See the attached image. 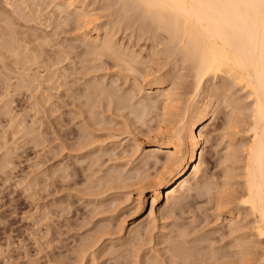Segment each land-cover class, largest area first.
<instances>
[{
    "label": "bare ground",
    "instance_id": "obj_1",
    "mask_svg": "<svg viewBox=\"0 0 264 264\" xmlns=\"http://www.w3.org/2000/svg\"><path fill=\"white\" fill-rule=\"evenodd\" d=\"M85 0H0V84L1 85H3L4 84V86H5V91H4V93H7V96H8V94L10 93V91L11 90H19V91H22V90H25V92L26 93H28L27 92V90L28 91H30V88H32V90H34V89H40L41 90V88L42 89H44V92L42 91L41 93H42V96H43V94L45 95L46 93V91H47V89H49L48 91H53V89H54V91H55V89L57 90V89H59L60 87L59 86H61V87H63L64 88V85H66V83L64 82L65 80H66V78H67V74H68V71H69V69H66V67L68 68L69 67V64H70V62L69 61H71V58L73 57V56H75V55H71V53L72 52H76V48L78 47V46H80V50L78 51V53L80 54L81 52L80 51H82L83 53H84V51H85V54H83V55H85L84 56V58L86 59L87 58V60H89V61H91L90 60V58L88 59V57H87V55H88V51H86V48H87V46L86 45H88V46H90L89 48L91 49L90 50V52H92V53H90L91 55L93 54V60H97L98 62H99V59L101 60L100 62V64L102 65L103 63L102 62H104L105 63V66H106V64H107V60L108 59H110V60H112L114 63H113V65H112V61H109L110 63H111V65L113 66V67H116V64L117 65H119V67L121 66V68L122 69H124V72H125V70H127V71H131V72H135L136 74H139V76L137 75V78H136V75H135V77H134V82H133V84H131V85H133L132 87H134L135 86V88H132L131 89V92H132V94L135 92L136 93V91H138V93L136 94L137 96H138V94H139V92L141 93V91L143 90V89H145V88H143V86L144 85H146L147 86V88L150 90L149 92H155L156 94L154 95V93H153V95L155 96V98H152V102H157V101H159L161 104H160V107H161V105H162V110L164 111H160V112H162V113H159V115L162 117V119L163 120H158V119H161V117L160 118H158V116H157V121H159V124L161 123V125H163L162 124V122L163 121H166L167 119V121L168 122H170L171 123V121H169V119H171V118H169L172 114V112H171V110H170V108L171 107H173V106H175V105H177V104H175V100H176V102L178 101V99L177 98H179V97H181L182 96V94H180V93H183L184 92V90H186L188 87V85L187 86H185L186 87V89H183L182 87H184V86H182L181 87V85L180 84H185V83H183V79L181 78V76H182V74L184 73L183 72V66L182 67H180L179 66V64L177 63L178 61H181V63L182 62H185L184 64H189L190 66H191V68H192V71H193V73H188V74H190V76L188 75H185V74H187V71H186V73L184 74L187 78H191L193 75V77H194V79L192 78V79H189V80H192V82H190L187 78H185V77H183V78H185L188 82H189V84H191V83H193V85H192V89L190 90L191 92L189 93V96L187 97V94H186V92H184L183 94L187 97V100H183V101H185V103L182 101V99H181V101L183 102V106H181L180 108L178 107V108H176L177 110V114L176 115H178V116H176L175 118L176 119H174L173 120V123H171L170 125H169V128L165 131V129H164V127H166L167 125V123L165 122L164 123V127H162L163 129H164V131H162L161 129V126H159V124H158V122H157V126H156V129H152L151 128V132H150V129H149V131H148V133L150 134V135H152V138L149 140V141H147L148 143H147V145L145 146V147H139V145H137V144H139V143H134L133 142V140H131L130 138V141H129V143L131 144V141H132V143H134L133 145H135V146H131L130 144H128L127 142H125V143H127V145H130V148L129 149H131V147L133 148V147H135V149H133L134 150V152H136L137 154H138V151H140L139 152V157L137 158V160L136 161H138L137 162V167L135 168V163H134V168L136 169V171H135V169H132L133 171H135V175L134 174H130L129 176H128V174L126 175V176H128V177H126L125 175V177L126 178H124V176H123V174H121L122 173V171L124 172V171H127V173H129L128 171L129 170H125L126 168H125V166H123L122 167V171L117 175L116 174V167H115V169L112 167L113 165H115V164H111L112 166V168L109 166V168H110V170L111 169H114V172L115 173H113V174H116L117 175V177L118 178H116V175H113V174H111V175H113L114 177H112L111 175V177L115 180V179H117V181L119 180L120 182H122V183H125V185H123V186H125L126 187V185H127V189H129V188H132L131 186H133V187H137L138 189H137V196H136V198H135V204L134 203H132V204H134L135 205V207L133 206V210H134V212H136V211H138V210H140L141 208H142V206H143V204H144V199H145V197H149L150 198V200H151V204H150V206H149V208H148V211L146 212V214L145 215H141V216H139L137 219H135L134 221H133V224L130 226V228L128 229V231H129V234H131L130 236H132V237H135V238H133V240H135V243L134 244H136L138 241H136V239L138 238L140 241V243L138 242L137 244H136V246L138 245L139 246V244H140V248L137 246V247H132L134 244H133V241L132 242H130L131 244H133V245H131V247L132 248H139V250L140 249H142V245H143V247L144 246H146V244L145 243H147L148 241L150 242V243H152L153 242V240H155V238L157 237V235H153V236H156L154 239L152 238L153 236L151 235L150 236V239H148L149 237L147 236V235H150V234H152V233H154V231L156 230V229H158V228H156V227H158V226H162V223L160 224V225H156V221H157V219L158 218H160V219H162L163 217H164V215L166 214V213H170L171 212V215H172V213H173V211L175 210V208H178L179 209V207H181V205L183 204V203H185L186 202V200L190 197V196H192L191 194H190V192L192 191V190H195V189H198V191L200 190V188L201 189H204V190H206L207 189V187H206V185L207 186H209L208 184L211 182L208 178H206V180H207V182H208V184H206V181H205V184L203 183V180H205V178L204 179H202V181L200 182L199 180H198V178H197V175H198V173L200 172L201 173V170L203 171V168H206V167H203V165H204V161H205V157L203 156L204 154H203V143L206 141V138H207V141H208V139H209V136L207 137L206 135H207V128H208V124H209V122L210 121H212L211 119L215 116V115H217V113H218V111L217 110H219V109H217V108H219L220 106H221V108L224 106V107H227V105L228 106H233V105H235L236 107H237V104H239V103H237L236 102V104L234 103L233 105L231 104V103H233V97L232 98H230V96H229V98H228V95L229 94H231L230 92H229V90H230V88H229V84H230V82L231 83H234V86L233 85H230L231 87L233 86V88H231V90L233 89L234 90V87L235 86H237V87H240V89H242L245 93H246V96L249 98V100H250V103H251V108H249L250 109V114H249V118H248V120L247 121H243V123H242V121H240L241 119H242V116L240 115H238L239 113H241V111L237 114V113H235L236 111H233V112H229L230 114H229V118L231 117V118H233V119H231L230 118V120H228L229 118L227 117H225V121H226V123H229V125L231 124V121H233V126H234V121H235V119H236V121L238 120V119H240V120H238L240 123H242L241 125H243V127H244V129H245V133H247V134H243L239 129V133L241 132L242 133V138H243V135H246L245 136V138L247 137V141H244L243 142V145H238L239 147L237 148V147H234V149H240V147L242 146L243 148L241 149L243 152H241L240 150H239V152H237V150H234L232 147L233 146H231V147H229V145H230V141H228V143H229V145H228V143L226 144V149H227V147H228V154H231V156L230 155H227V158H226V155H224V157H223V163H224V161H226V163L228 164V167L230 168L232 165L231 164H229L230 162V158L232 159L233 157L232 156H234V152L232 151V149L234 150V151H236V153L238 154V155H240V153H243V159H242V157H241V155H240V157H238V155H236V153H235V155H236V158L238 157L239 159H240V161L241 160H243V162H242V168L240 167V165H241V162H240V164H239V159L237 160V159H234L233 158V160H237V162L238 163H236V162H234L233 160H232V164H233V166H234V163L235 164H239V167L241 168V171L238 169H233V167H231L232 169H233V171H236V172H238L241 176H237L238 177V180H239V178L240 179H242V180H240V182H239V184L237 185V184H235V185H237L236 187H238V188H236L235 190V192L233 191V192H230L231 190H229V191H227V187H231L230 185H228L227 184V187L225 188L224 186H223V188H225V190L222 188V186L221 185H223L222 183H224V182H222V180H224L223 178H222V180L219 182V184H221L220 185V187H219V185L217 184V185H215L216 187H217V192H220V190H221V188L223 189V190H221L222 191V196H220L221 194H219V196H220V204H219V207L217 206L218 205V203L216 204V202L218 201V200H216V199H219V198H217L216 196H217V193H215L216 194V196H214V198L216 197V202H214L215 200L212 198V196H210L209 197V199L210 198H212V200H214L213 202L216 204V207H218V209L219 208H221L222 206H223V208H222V210L224 209V211L225 212H227L228 214H229V216L231 217V220L232 221H230L229 222V224H228V227H229V229H227V225H226V229L230 232V233H232V234H234L233 236H232V234L230 235L229 234V236H230V238H232L233 237V246H234V248L233 247H230V248H232V249H234L233 251H231V249H229V251H231V253H227V251L225 250L226 249V247L225 248H223L225 251H220V249H219V247H214L213 245H215L216 243L215 242H217V241H220L221 239H219V240H217V239H214V240H216L215 242L213 241H209L210 243L209 244H207V245H203V243H201V241L199 242V241H195L196 243H193V245H191L190 243H189V241H191V239L192 238H189V234L190 233H194L195 231H192V227H193V230L195 229V230H199V231H201L202 232V230H201V228L203 229V227L201 226V228L199 229L198 227H200L199 225H206L207 226V224H205V222H204V224H199L198 225V227L196 226L195 228H194V226H191L190 224L191 223H189V226H191V231H189V230H187V228L188 227H184V226H182V228L178 231V233H176V235H174L175 236V238L174 239H172L173 241H175V242H173L172 241V243H174V248L173 249H171V250H173V251H168L169 253H170V257H171V259H170V257L169 258H167L166 260L164 259V261H168V259L169 260H171V261H173L174 262V264H264V0H102V1H105L104 3H105V8H104V5H102L100 8H99V10H100V12L101 11H104L103 13H107L105 16H108V17H105V16H101V17H103V19L105 18H107V20L106 21H98V17H96V16H93V11H92V14H91V9H92V6H93V4H91L90 6H88V7H90V8H88L87 9V4H86V2H89V1H87L86 0V2H84ZM93 1V0H92ZM97 0H95L94 2H96ZM100 1V0H99ZM101 1V3L103 4V2ZM93 2V3H94ZM92 3V2H91ZM97 3V2H96ZM95 3V4H96ZM89 4H90V2H89ZM94 4V5H95ZM98 4V3H97ZM115 5V7L113 8L112 6H114ZM97 6V5H96ZM95 6V7H96ZM95 9V8H94ZM98 9V8H97ZM102 9H105V10H102ZM99 10H97V11H99ZM107 10V11H106ZM103 13H102V15H103ZM72 14H74L73 15V17H74V23H73V21H71L70 20V16H72ZM98 14L99 15H101V13H99L98 12ZM98 15V16H99ZM100 18V17H99ZM72 19V18H71ZM101 19V18H100ZM70 20V21H69ZM67 21H69V22H71V24L72 25H76L75 27H76V29H79L78 30V32L77 33H80L81 32V29L83 30L80 34H79V36H81L82 37V39H83V41H84V43L86 44H83V45H80L81 44V39L80 40H78V41H76V40H72L73 41V43H75V41H76V43L77 42H80L79 43V45L77 44V46L75 47V51H73V45H72V43H68V44H70V45H66V43L67 42H69V41H67L66 43H65V41L67 40V39H65V40H62L63 41V43H62V41L59 43L58 41H57V39H59V37H61L60 35H61V31H62V29H61V31H59L60 30V27H62L64 24H66V25H68L66 22ZM76 23V24H75ZM122 24V25H121ZM66 25H64V27L66 26ZM70 25V24H69ZM69 25H68V27H69ZM120 27L121 29L119 30V31H122V28L123 27H125L124 29H125V31L123 32V34H127V32H128V35H129V30H131L130 29V27L129 26H134L135 27V30L133 31V29L134 28H132V33H131V36H133V34L134 35H136V38H140V37H142V35L143 34H145V36H146V38L145 39H150V42H152L153 41V44H151L150 43V45H152V49L153 50H151V51H153L152 52V54H155V53H157V54H159V61L157 60V59H154V60H156V61H158L157 63H155L154 64V67H150V65L149 64H151V66H152V63L153 62H155L154 60H152L153 59V57L151 58V57H149V56H152V55H149L150 54V52H149V54H147V56H145L146 57V59L148 60L147 61V63H148V65L149 66H147V65H143V64H145V63H143V64H140V61H141V59H140V57H139V54L140 53H143V52H141L142 51V49L144 48H146L144 45V47H142V49L141 50H138L137 51V49H136V51L138 52V54L136 53V52H133L132 51V46H131V50H130V48L128 47V46H126V47H124L123 45L124 44H122V41H123V39L126 37V36H128V35H122V38H120V39H122L121 40V42L119 41L120 39H118V34H116L117 35V37L116 36H114L115 35V33L113 34V30H115V28L116 27ZM67 27V26H66ZM71 27V26H70ZM128 27H129V29H128ZM81 28V29H80ZM84 28H86L85 30H84ZM59 29V30H58ZM70 30V28H67V30ZM74 29V30H73ZM59 31V33L60 34H58V31ZM72 30H73V32H76L75 31V28H73V26H72ZM116 31H118V29H116ZM127 31V32H126ZM62 33H63V31H62ZM117 33V32H116ZM122 33V32H121ZM57 34L59 35V36H57ZM75 35H76V33H74ZM73 34V35H74ZM119 34H120V32H119ZM71 35V34H70ZM57 37V39H56V45H54V44H52L53 45V47L55 46V47H57V46H59L60 45V48L59 47H57V48H52V47H50L49 48V46L48 45H50V46H52L51 44H50V41H52L51 39H53L52 37ZM63 36V35H62ZM68 37H69V35H67ZM67 36H66V38H67ZM121 36V35H120ZM144 36V35H143ZM55 37V38H56ZM73 36H71L70 38H72ZM80 37V38H81ZM129 37V36H128ZM134 37V36H133ZM54 38V39H55ZM69 38V39H70ZM74 38V37H73ZM53 39V41L55 42V40ZM61 39V38H60ZM63 39V38H62ZM76 39V38H75ZM78 39V38H77ZM132 39V38H131ZM133 39H135V38H133ZM128 40H130L129 38H128ZM139 40V39H138ZM143 40V39H142ZM52 41V42H53ZM71 41V40H70ZM83 41H82V43H83ZM129 42V41H128ZM127 41H126V45H129V43H128ZM130 42H132V41H130ZM149 42V41H148ZM65 43V45H66V47L63 45ZM128 43V44H127ZM146 43V42H145ZM48 44V45H47ZM59 44V45H58ZM63 45V47H62V45ZM132 44V43H131ZM144 44V43H143ZM158 44H160V45H158ZM85 45V46H84ZM146 45H148V43L146 44ZM149 45V46H150ZM47 46V47H46ZM82 46V47H81ZM130 46V45H129ZM157 46H159L160 47V49L158 48V50L156 49V47ZM84 47H86V48H84ZM134 47V46H133ZM138 47V46H137ZM140 47H141V45H140ZM82 48H84V49H82ZM138 49H140V48H138ZM148 49H150V48H148ZM154 49L155 50H157V51H154ZM72 50V51H71ZM88 50V49H87ZM147 50V49H146ZM140 51V52H139ZM148 51V50H147ZM86 52H87V55H86ZM77 53V52H76ZM75 53V54H76ZM77 53V54H78ZM146 53H148V52H146ZM61 54H63V58H60L61 56ZM80 55H82V53L80 54ZM79 55V57H81ZM140 56H142V55H140ZM156 56V55H155ZM155 56H154V58H155ZM161 56V57H160ZM78 57V59L79 60H81L82 59V61H80V63H82L83 61H84V58L83 57H81V58H79ZM75 58V57H74ZM73 58V59H74ZM105 58V59H104ZM69 61H68V60ZM107 59V60H106ZM146 59H145V61H146ZM62 60H65L64 62H62ZM107 62H106V61ZM143 60V59H142ZM66 61H68L69 62V64H66L65 62ZM86 61V60H85ZM94 61V62H95ZM144 61V62H145ZM150 61H152V63L150 62ZM76 61L74 60V63H75ZM109 62H108V64H109ZM143 61H141V63H142ZM62 63H64L65 65H68V66H65L64 64H62ZM78 62H76V64H77ZM138 63H139V65H138ZM146 63V64H147ZM56 64H58L57 65V67H56ZM60 64H62V65H60ZM96 64L97 65H99L97 62H96ZM107 64V65H108ZM114 64H115V66H114ZM157 64V65H156ZM186 64V66L189 68V69H191L190 68V66L189 65H187ZM60 65V66H59ZM94 65V63H92V65L91 66H93ZM110 65V64H109ZM143 65V66H142ZM182 65H183V63H182ZM55 66V67H54ZM62 66V70H61V67ZM74 66V65H73ZM85 65L83 64V67H84ZM90 68H89V67ZM88 66H85L86 68L84 69V70H86L85 72L86 73H88V75L86 74V73H84L83 74V71L81 70V69H79V67L78 66H74V68L76 69V70H74V72H77V73H75V75H80V76H85L86 78H87V76L89 77V75H91V74H89V69H91V66L88 64ZM95 67H96V65H94ZM93 66V68L94 69H91V71L92 72H96L97 70L96 69H98V71H101V69L102 70H106L107 68L104 66V65H102V66H104L103 68H100V70H99V66H97L96 68ZM111 66V67H112ZM156 66V67H155ZM185 66V67H186ZM53 67V68H52ZM76 67H78V68H76ZM113 67L112 68H110V70H108L107 69V71L106 72H108V71H111V69H113ZM117 68V70L118 69H120V68ZM180 68H182V69H180ZM187 68V70H189ZM61 71H63V69H65L67 72H66V74H64L65 72V70L63 71L64 73H62V72H60V70ZM79 69V71H77ZM179 69L182 71L181 72V75H180V77H179V79H178V81L176 80V78H178L177 77V73L179 72ZM82 72H81V71ZM96 70V71H95ZM115 70H116V68H115ZM116 70V71H117ZM176 70H178L177 72H176ZM87 71H89V72H87ZM115 71V73L117 74V72ZM176 72V76H175V81H177L176 83H175V85H173V83H172V76L173 75H175L174 73ZM189 71H191V70H189ZM191 71V72H192ZM80 72L82 73V75L80 74ZM91 72V73H92ZM124 72H123V74H124ZM130 72V73H131ZM100 73V72H99ZM98 73V74H99ZM103 73V72H102ZM109 73V72H108ZM118 73H119V71H118ZM155 75H154V74ZM97 73H95L94 75H96ZM103 74H105V73H103ZM110 74H111V72H110ZM153 74V77H151L150 75H152ZM173 74V75H172ZM191 74H193V75H191ZM73 75H74V73H73ZM119 75V74H118ZM117 75V76H118ZM122 75V74H121ZM131 76L133 75L132 73L130 74ZM178 75V76H179ZM62 76L64 77V79H63V81L61 80V78H62ZM79 76V77H80ZM92 77H93V73H92V75H91ZM91 76L89 77V79L91 78ZM129 76V75H128ZM84 77V78H85ZM94 77H98V75L97 76H94ZM119 77V76H118ZM117 77V78H118ZM133 77V76H132ZM138 77L139 78H142V79H138ZM151 77V78H150ZM220 78L221 80V83L220 84H218L219 82L217 81V78ZM84 78H82V79H84ZM85 78V79H86ZM92 78L91 80H93V79H95L94 81L96 82V80L99 78ZM104 78H105V76L104 75H102L101 76V74H100V78L99 79H101V82H102V80H104ZM107 78H109V75H108V77ZM116 78V77H115ZM116 78V79H117ZM125 78H126V74H125ZM128 78V77H127ZM131 78V77H130ZM173 78H174V76H173ZM218 78V79H219ZM76 79H78V78H76ZM76 79H74L73 78V80H76ZM110 79V78H109ZM108 79V80H109ZM180 79H182V83L180 82V84H179V80ZM229 79V80H228ZM72 80V81H73ZM80 80L81 79H78V82H77V84L80 82ZM87 80V79H86ZM107 80V81H108ZM112 80V79H111ZM122 79L119 77V79L118 80H116V82L118 83L119 81H121ZM128 80V82H129V79H127ZM132 80V79H131ZM130 80V81H131ZM174 80V79H173ZM186 80H185V82H186ZM209 80H211V82L209 81ZM226 80H228L227 82H226ZM72 81H70V82H72ZM77 81V80H76ZM87 81H89V80H87ZM98 81V80H97ZM110 81V80H109ZM123 81V80H122ZM133 81V80H132ZM181 81V80H180ZM210 82V84L208 83V82ZM86 82V81H85ZM84 82V83H85ZM95 82H93V83H95ZM98 82H100V80L98 81ZM106 81L104 80V82L103 83H99V84H92V82L90 83V81L89 82H87V86H90L89 85V83L91 84V87H92V85L94 86V87H97L96 89L98 90L97 92H96V95H97V93H100L99 94V97H101L102 95H104L103 97H104V99H106V101L108 102L107 103V107L108 108H110L109 106H111V108L110 109H112V106H114L113 108L115 109V111H116V113H118L119 114V112H118V109L120 108V107H122V104H123V107H124V109H123V107L122 108H120V109H123V111L125 110V109H127V111H128V108L127 107H129V105L127 106L126 104H128V103H126V102H128L127 100V98H128V96H126L125 98V102H124V98L122 97V96H124L122 93H124V92H122L121 93V91H122V89H120V88H118V91L119 90H121L120 92H115L114 91V89H113V87H111V86H113V84H111L110 83V87L108 86V84L105 86V83ZM112 82V81H111ZM187 82V83H188ZM229 82V83H228ZM58 83V84H57ZM81 83H83V82H81ZM81 83H79V85H77V91L76 92H78V91H80L81 90V88L79 87V86H83L84 87V83L83 84H81ZM106 83H108V82H106ZM113 83V82H112ZM121 83V82H120ZM119 83V85L121 86H123V87H125L127 84H125V83H127V82H125V81H123L122 83H124V84H120ZM170 83H172V85L170 84ZM179 84L180 86H179V89L181 88L183 91L181 92L180 90L178 91L179 92V94L177 93V92H174V91H176L177 90V88H178V85H177V87H175V88H173L174 86H176V84ZM186 83V84H187ZM208 84V85H205V84ZM55 84H57L56 86H55ZM70 85H72L71 83H69ZM73 84H75V82H73ZM104 84V85H103ZM168 84H170L171 85V89L170 88H168L167 86H168ZM63 85V86H62ZM118 85V84H117ZM190 85V86H191ZM3 86V87H4ZM52 86L54 87V88H52ZM73 86V85H72ZM76 86V84L73 86V87H75ZM119 86V87H120ZM145 86V87H146ZM57 87V88H56ZM70 87V86H69ZM72 87V88H73ZM109 87V88H108ZM52 88V89H51ZM62 88V89H63ZM72 88H70V89H72ZM79 88H80V90H79ZM85 88V87H84ZM84 88H83V91H84ZM127 88V87H126ZM146 88V89H147ZM46 89V90H45ZM51 89V90H50ZM61 88L59 89V90H57V91H55V92H57V94H58V92H60V90H62ZM69 89V90H70ZM76 90V88H73V90ZM92 89V92H95V91H93V89H95V88H90L89 89V87H88V92H90L89 90H91ZM135 89V90H134ZM138 89V90H137ZM175 89V90H174ZM39 90V91H40ZM72 90V93H70L69 92V94L70 95H68V96H70L71 98L75 95L76 96V94H79V93H74V91ZM125 90H128V89H125ZM125 90H123V91H125ZM172 90H174V91H172ZM230 90V91H231ZM54 91L51 93L52 95H53V98H55V97H57V96H55L56 95V93H54ZM64 91V90H63ZM82 91V90H81ZM187 92H189L188 90H186ZM12 92V91H11ZM32 92V91H31ZM50 92H49V96H50ZM88 92H87V95H89L88 94ZM91 92V93H92ZM127 91H125V93L124 94H128V92L126 93ZM144 92V91H143ZM147 92H148V90H147ZM32 93H34V95L36 94V95H38V93H37V91L35 90V92H32ZM32 93H29V95H31ZM40 93V92H39ZM40 93V94H41ZM118 93V94H117ZM119 93H121V94H119ZM135 93L133 94V96H135ZM234 91H233V95H234ZM38 95V96H41V95ZM61 93H59L58 94V98L59 97H61V95H60ZM74 94V95H73ZM147 94V93H146ZM6 94H4V96H5ZM13 95V94H12ZM33 95V94H32ZM31 95V96H32ZM51 95V96H52ZM86 95V97H88V98H92L93 99V97H91L92 95H94V93L93 94H90V96H87ZM101 95V96H100ZM129 95V94H128ZM148 95H149V93H148ZM148 95H143V97L139 94V96H141L142 98H144V96H145V100H147L148 101ZM152 95V96H153ZM179 95H181V96H179ZM183 95V96H184ZM3 96V98L1 97V99H4V98H6V97H4ZM38 96H34V100L36 101L37 100V103L39 102V100L37 99V97ZM45 96H47V95H45ZM50 96V97H51ZM79 96H81V95H79ZM136 96V97H137ZM153 96V97H154ZM175 96H179V97H175ZM184 96V97H185ZM8 97H10V96H8ZM7 97V98H8ZM62 97H63V95H62ZM77 97H78V95H77ZM77 97H73V100H74V98H75V100H76V98ZM84 97V96H83ZM82 97V98H83ZM85 97V99H87ZM96 97H98V96H96ZM95 97V98H96ZM99 97H98V99H97V102H99L98 100H99ZM103 97H101V98H103ZM106 97V98H105ZM140 97V98H141ZM149 97H150V99L149 100H151V96L149 95ZM185 97V98H186ZM236 97V96H235ZM32 98V97H31ZM36 98V99H35ZM41 98V99H40ZM44 98H46V97H44ZM79 98V97H78ZM184 98V99H185ZM227 98V99H226ZM236 98H238V97H236ZM39 99H40V104L42 105V102L41 101H43L44 99L42 98V97H39ZM43 99V100H42ZM52 99V98H51ZM96 99L94 100H92V103H93V105H90L91 106V108L90 109H92V106H94L95 105V103H96ZM137 99V98H136ZM136 99H134V98H132V100L134 101V100H136ZM229 99V100H228ZM232 99V101H230ZM235 99V98H234ZM10 100H11V98H10ZM34 100H33V98H32V101H33V103H35L34 102ZM46 100V99H45ZM44 100V101H45ZM74 100V101H75ZM90 100L91 99H89L88 100V105L91 103L90 102ZM139 100H141V99H139ZM138 100V101H139ZM144 100V102H141V101H139V102H141V103H139V102H135V104H133L132 102V104L134 105V107H135V105L137 106V107H135V108H132V110L130 109V111L129 112H132L133 114H131V113H129V114H131V119H135L136 121H139V122H135V123H138V124H140V122H142V124H143V122L144 121H146L145 120V116H146V114L148 115L149 114V112H151L152 110L150 109V108H152V106H153V104H151L152 102H147V101H145ZM226 100H228V101H230L229 103L231 104V105H229L228 104V101L226 102ZM7 101H8V103L10 102L8 99H7ZM7 101H4V104H5V107H6V104H7ZM11 101H13V100H11ZM32 101H31V103H29V107L30 106H32V105H34L33 103H32ZM47 101H49L48 100V97H47ZM47 101H45V102H43V105L41 106V105H38L37 103V105L36 106H39V107H41V109H45L46 108V106L47 107H52V103L54 102L53 101V99H52V101H51V104L50 103H48ZM73 101V102H74ZM84 102V104L86 103V101L87 100H83ZM95 101V102H94ZM102 101V103L101 104H105L106 103V101L105 100H102V99H100V102ZM105 101V102H104ZM179 101H180V99H179ZM177 102V103H179V104H181L180 102ZM225 101V102H224ZM235 101H237V99L235 100ZM234 101V102H235ZM1 102H3V100H1ZM0 102V104L2 105L3 103H1ZM6 102V103H5ZM46 102L48 103L47 105H45V108H42V107H44V104H46ZM99 102V103H100ZM149 103V104H147V103ZM174 103V105L172 106L171 104H173ZM223 102H224V104H223ZM99 103H96V105H97V107H96V109L95 110H97V108H101V104L100 105H98ZM122 103V104H121ZM124 103H125V105L127 106V107H125L124 106ZM138 103L141 105L140 107H138ZM225 103H227V105L225 104ZM11 104H12V102H11ZM31 104V105H30ZM103 104V105H104ZM113 104V105H112ZM151 104V107L149 106ZM178 104V105H179ZM223 104V105H222ZM241 104V103H240ZM0 105V106H1ZM10 105V104H9ZM8 105V106H9ZM49 105V106H48ZM242 105V104H241ZM241 105H239V109H241ZM3 106V105H2ZM54 106H55V103H54ZM54 106L52 107L53 109V111L51 112V110L49 111V112H47L48 111V109H47V113H49V115L50 116H52V113L57 109V107L54 109ZM57 106H59V105H57ZM79 106H80V102H79ZM85 106H87V104L85 105ZM99 106V107H98ZM105 106V105H104ZM104 106H102V110H104ZM106 106H105V109H108V108H106ZM116 106H118L119 108L118 109H116L117 107ZM148 106H149V108H148ZM233 107V109L234 108H236V107ZM241 106V107H240ZM77 107V108H76ZM3 108H4V106H3ZM2 108V109H3ZM11 109H7V108H4V111H3V113L7 116V114L9 113V112H7V111H10V110H12V107H10ZM35 107H33V108H29V110H31V111H33V113L36 115L37 113H35L36 112V110L38 109L37 107V109L35 110L34 109ZM75 108L76 109H79L78 108V104H77V106H75ZM131 108V107H130ZM221 108H220V110H221ZM229 108V107H228ZM243 108V107H242ZM1 109V110H2ZM6 109V110H5ZM34 109V110H33ZM41 109H39L40 111H41ZM110 109H108L107 111H109ZM149 109V110H148ZM178 109H180V110H178ZM223 109V108H222ZM231 109V111H232V108H230ZM229 109V110H230ZM0 110V111H1ZM46 110V109H45ZM85 110H86V108H85ZM84 110V112H86V114H87V111H85ZM88 110V109H87ZM95 110H93V111H95ZM102 111L101 109H98L97 111ZM151 110V111H150ZM219 110V111H220ZM235 110V109H234ZM236 110H237V112L239 111L238 110V108H236ZM242 110V109H241ZM44 110H42L41 112H43ZM72 111V110H71ZM78 111H80V110H78ZM77 111V113L79 114V112ZM112 110H110V112H111ZM122 111V110H121ZM122 111V112H123ZM126 111V110H125ZM175 111V110H174ZM216 111H217V113H216ZM2 112V111H1ZM11 112V111H10ZM38 112V111H37ZM45 112V111H44ZM89 112H91V114H89V117H90V115H91V118L96 114V117H97V114L99 113H97L96 111L95 112H92V110H90ZM105 112V111H104ZM122 112L120 113V114H122ZM13 113V112H12ZM81 113V112H80ZM101 113V112H100ZM103 113V112H102ZM106 113V112H105ZM116 113H114L113 111H112V114L111 115H113V116H115V117H120V114L118 115H116ZM124 113V112H123ZM125 113H127V112H125ZM124 113V114H125ZM220 113V112H219ZM249 113V112H248ZM248 113H244L243 115H245L246 116V114L248 115ZM87 114V115H88ZM104 114V113H103ZM103 114H101L100 116L101 117H103L102 115ZM107 114V113H106ZM115 114V115H114ZM162 114L164 115V117L162 116ZM175 114V113H174ZM231 114H233L232 116H231ZM14 115V114H13ZM54 115V117L53 118H55V114H53ZM81 115L82 114H79V115H75L76 116V119L78 120L79 118L81 119H83V116L85 115H82V117H81ZM109 116V117H113V116ZM170 115V116H169ZM123 115H121V117H122ZM126 116V117H125ZM127 116H128V114L127 115H124L122 118H125V119H123V120H128L129 118H130V115H129V118H127ZM12 116H11V114H10V118H11ZM49 117V116H48ZM57 117V116H56ZM79 117V118H78ZM88 117V116H87ZM101 117H97V118H100V120L102 119ZM156 117V116H155ZM178 117V118H177ZM236 117H238V119L236 118ZM247 117L248 116H246V119H247ZM8 118H9V114H8ZM7 118V119H8ZM8 119V120H12L14 117H12V119ZM74 118V117H73ZM85 118H86V116H85ZM97 118H96V121H97ZM104 118H106V119H108V117H104ZM110 118V119H111ZM122 118L120 119V121L122 122ZM16 120H17V118H15ZM15 119H13L14 121H15ZM58 119V121H59V123H60V121H62V118H57ZM57 119H55V121L54 122H57L56 120ZM61 119V120H60ZM72 119V118H71ZM71 119H70V121H68L69 123L71 122ZM81 119V120H82ZM87 119H90V118H86V120L85 121H87L85 124H84V126L86 125L87 127H92L90 130H91V132L89 131V130H87L86 129V133H88V134H90L91 133V135H93L94 133L92 132V130L93 131H95V129H96V125L95 126H91L92 125V123H91V121L89 122ZM92 119H94V117L92 118ZM110 119H109V121H110ZM115 119V118H114ZM118 119V118H117ZM143 119H144V121H143ZM150 119V118H149ZM151 119H152V117H151ZM151 119H150V121H151ZM227 119V120H226ZM243 119H245L244 117H243ZM18 120H20L19 118H18ZM49 120H50V118H49ZM84 120V119H83ZM102 120H105V119H102ZM116 120V119H115ZM114 120V121H115ZM132 120V121H133ZM153 120V119H152ZM214 120V119H213ZM14 121H12V122H14ZM72 121H73V119H72ZM84 121V122H85ZM93 121H95V120H93ZM114 121L112 120V122H113V126H115V123L117 122H115L114 123ZM120 121L119 122H117V126H119V128H120V126L121 125H124V124H122V123H120ZM131 120L129 121V123L130 122H132ZM161 121V122H160ZM235 121V122H236ZM10 122V121H9ZM12 122L11 123H8L9 125H11V127H10V130H11V132L13 133L15 130L13 129V124H12ZM18 121H16V123H17ZM26 122V121H25ZM32 122H34V121H32ZM50 122H52L51 120H50ZM83 122V121H82ZM83 122V123H84ZM89 122V123H88ZM102 122H104V121H102ZM105 122H106V120H105ZM104 122V123H105ZM112 122H110V124H108V125H111V123ZM124 122V121H123ZM128 123V121H125L124 123ZM15 122H14V124H16ZM49 123V122H48ZM62 124H63V122H61ZM66 123H67V121H66ZM69 123H67V124H69ZM81 123V122H80ZM80 123H78V124H80ZM87 123H88V125H87ZM94 123V122H93ZM100 123H101V121H100ZM103 123V124H104ZM107 123H108V121H107ZM107 123H105L106 125H107ZM120 123V124H119ZM127 123L125 124L126 126H125V128H127V126L128 125H130L129 123H128V125H127ZM145 123V122H144ZM239 123V124H240ZM20 124V123H19ZM33 124V123H32ZM50 124H52V123H50ZM91 124V125H90ZM97 124V123H96ZM103 124L101 123V125L102 126H100L101 128H102V130H103V132H106L107 130H106V128L108 127V130H110L109 128H110V126H105V124H104V126H103ZM119 124V125H118ZM134 124V122L130 125V126H128V127H130L129 129H131L132 127L134 128V126H132ZM141 124V125H142ZM147 124V123H146ZM145 124V125H146ZM237 124V123H236ZM239 124H238V127L237 126H232L233 128H234V130H233V128H231L232 129V131H234V134L236 133V134H238L236 131H237V129H236V127L237 128H239V127H242L241 125L239 126ZM9 125L6 127L7 128V130H9ZM52 125H54V124H52ZM57 126H59L58 124H56ZM100 125V124H99ZM210 125H212L211 124V122H210ZM228 125V124H227ZM228 125V126H229ZM232 125V124H231ZM231 125L229 126V127H231ZM15 126H17V124L15 125ZM14 126V128H16ZM28 126V125H27ZM34 127H35V122H34V125H33ZM49 126H51V125H49ZM62 126V125H61ZM65 126V125H64ZM83 126V127H84ZM117 126H115L116 128H117ZM132 126V127H131ZM149 126V125H148ZM159 126V127H158ZM21 127V126H20ZM33 127V128H34ZM60 127V126H59ZM65 127H67V128H70V126L68 127V126H65ZM79 127V126H78ZM78 127L76 128L77 130H78V132L80 131L79 129H78ZM86 127V128H87ZM95 127V128H94ZM103 127L105 128V129H103ZM114 127V128H115ZM210 127V126H209ZM242 127V128H243ZM12 128V129H11ZM25 128V127H24ZM81 128V127H80ZM88 128V129H89ZM101 128H99V132H100V130H101ZM111 128H112V126H111ZM114 128H112L110 131H116V133L118 132L117 131V129H114ZM122 128V127H121ZM241 128V129H242ZM17 129H20L19 128V125H18V128ZM27 129V128H26ZM25 129V130H26ZM60 129H61V127H60ZM62 129H64V127L62 126ZM61 129V130H62ZM66 129V128H65ZM72 129V128H71ZM83 129H85V128H82V130ZM123 129V132H124V127L122 128ZM122 129H120L121 131H122ZM128 128L126 129V130H129ZM135 129V128H134ZM134 129H132V130H134ZM235 129H236V131H235ZM12 130H14V131H12ZM31 130H33V129H31ZM36 130V129H35ZM34 130V131H35ZM48 130H49V128H48ZM52 129H50V131H51ZM60 130V131H61ZM75 130V129H74ZM97 131H95V133L96 132H98V129H96ZM102 130H101V132H102ZM104 130H106V131H104ZM119 130V131H120ZM126 130H125V132H126ZM132 130H130V132H133ZM53 132L51 133V135L54 133V131H55V133H57V135H58V133L59 132H56L57 130H55L54 128H53V130H52ZM58 131H59V129H58ZM66 130H64V132H65ZM242 131H243V129H242ZM67 132H70V130L69 131H67ZM66 132V133H67ZM80 132H83V131H80ZM98 132V133H99ZM100 132V133H101ZM123 132H120V133H123ZM147 132V131H146ZM38 133H40L39 131H38ZM61 133V132H60ZM74 133V132H73ZM72 132L70 133V137H71V135L73 134ZM77 133V132H76ZM93 133V134H92ZM107 133V132H106ZM110 133V132H109ZM109 133H108V136H104L105 138H107V137H109L110 135H109ZM112 133V132H111ZM62 134V133H61ZM84 134H85V131H84ZM87 134V135H88ZM97 134V133H96ZM95 134V135H96ZM105 134V133H104ZM51 135H49V136H51ZM53 135H55L56 136V134H53ZM63 135V134H62ZM67 135V136H68ZM74 135V134H73ZM78 135H79V133L77 134V137H78ZM89 136V137H93V136ZM103 135V134H102ZM107 135V134H106ZM112 135V139H113V134H111ZM114 135H115V133H114ZM209 135V134H208ZM7 136V135H6ZM14 136V135H13ZM12 136V137H13ZM75 136V135H74ZM57 137V136H56ZM60 138H62L61 136H59ZM59 137H57V138H59ZM80 137V136H79ZM78 137V138H79ZM95 137V136H94ZM94 137L92 138V140L94 139ZM110 137H109V140H110ZM116 137V136H115ZM114 137V138H115ZM130 137V136H129ZM4 138V137H3ZM8 138V137H7ZM6 137L4 138V139H7ZM47 138V141H49L50 139L49 138H51V139H55V138H52V137H46ZM64 138V137H63ZM62 138V139H63ZM85 138V137H84ZM88 137L86 136V140L85 139H83V137L81 136V139L83 140V142H81V143H79L78 144V146L76 147V148H74V149H76L75 150V154H82V153H85V152H89L90 150H94L96 153H98L99 154V151L97 152L96 151V149L98 148H95L94 146V149H93V147L91 146V144L93 143L94 145H96L97 144V142L99 143V140L98 139H94V141L96 142V144H95V142H93L92 141V143H91V141L90 140H88L87 139ZM98 138V137H97ZM101 138V137H100ZM99 138V139H100ZM103 139V138H101V139H103V140H101L100 139V141H104V142H102V144H104L106 141L107 142H110V141H108V139ZM3 139V140H4ZM60 140V141H63V140ZM65 139H67V137L65 138ZM128 139V140H129ZM135 139V138H134ZM9 140V139H8ZM57 140V139H56ZM71 139H69L68 141H70ZM73 140H75V139H73L72 138V142H73ZM85 140V141H84ZM96 140H98V141H96ZM7 140H5L4 141V144H3V146H5V145H7V142H6ZM51 141H54V140H50V143H48V147H46L47 149H49L50 147H51V145L53 146V142H51ZM76 141H79V139L77 140V138H76ZM76 141H74L75 142V145H77L76 144ZM81 141V140H80ZM124 141H126V140H124ZM136 141V140H135ZM1 142H3V141H1ZM57 142H59L58 140H57ZM65 142V141H64ZM73 142V143H74ZM113 142H114V140H113ZM242 142V141H241ZM240 142V144H242ZM10 143H12V141L10 142ZM13 143H14V141H13ZM52 143V144H51ZM60 143H62V142H60ZM66 143V142H65ZM68 143V142H67ZM101 143V142H100ZM100 143L99 144H97V146L99 145V146H102V144L100 145ZM124 143V144H125ZM92 144V145H93ZM110 144H111V142H110ZM114 144V143H113ZM112 144V145H113ZM116 144V143H115ZM119 144H121L122 145V143H119ZM205 144V143H204ZM9 145V144H8ZM11 145V144H10ZM50 145V146H49ZM55 145V144H54ZM59 145V144H58ZM61 145V144H60ZM73 145V144H72ZM105 145H107L106 147H108L109 146V144H105ZM111 145V146H112ZM118 145V144H117ZM55 146H57V144L55 145ZM68 146H69V144L67 145V144H64V143H62V145H61V147L59 146V148H62V149H64V150H60L59 148H58V146H57V149H55L56 147H54V150H56V151H54V150H52V149H49L50 151H51V154H52V152H53V154H56L57 152L58 153H61L62 151L63 152H65V150H69V152H68V155H71V149L72 148H68ZM115 146V145H114ZM125 146V145H124ZM142 146V145H141ZM6 147H8V146H6ZM103 147V146H102ZM102 147H100V148H102ZM118 146H116V148H117ZM120 147V146H119ZM122 147V146H121ZM126 147H128V146H126ZM12 148V147H11ZM10 148V150H14V149H11ZM14 148V147H13ZM104 148H105V146H104ZM103 148V150H105ZM230 148V149H229ZM232 148V149H231ZM7 150H9L8 148H6ZM60 150V152H59V150ZM106 149H109V148H106ZM110 149H111V147H110ZM113 149L115 150V148L113 147ZM122 149V148H121ZM126 149V151L127 150H129V149H127V148H125V147H123V150H125ZM49 150H46V152L47 151H49ZM100 150V149H99ZM103 150H102V152H103ZM112 150V149H111ZM114 150H112V151H110L109 153L111 154V152L112 153H117L116 151L114 152ZM117 150V149H116ZM123 150H121V151H123ZM133 150H129V152H127V154H129V153H131V154H129L130 156H128L129 158L131 157V156H135L136 155V153H133V154H135V155H132V151ZM101 151V150H100ZM120 151V152H121ZM126 151L123 153V155L122 156H127L126 155ZM227 151H226V153L225 154H227ZM229 151H232L233 153H231V152H229ZM5 151H3L2 152V155L3 156H6L5 154H6V152L4 153ZM11 152V151H10ZM9 152V153H10ZM55 152V153H54ZM72 152H73V149H72ZM91 152V151H90ZM95 152H93V153H95ZM8 153V152H7ZM12 153H13V151H12ZM74 153V152H73ZM72 153V154H73ZM95 153V154H96ZM104 153H105V151H104ZM119 153V152H118ZM118 153H117V155H118ZM52 154V155H53ZM86 154H88V153H86ZM85 154V155H86ZM94 154V155H95ZM103 154V153H102ZM101 154V155H102ZM107 153H105L104 155H106ZM110 154L108 155L109 157V159H107L105 162H107V161H109V160H113V154H111L112 156H110ZM233 154V155H232ZM10 155V157L12 156L13 157V154H9ZM58 154H56V156H57ZM65 154H63L62 156H64ZM67 155V156H68ZM90 155L91 154H89V157H90ZM94 155H93V157H94ZM2 156V157H3ZM59 156H60V154H59ZM66 156V157H67ZM75 156V155H74ZM92 156V155H91ZM228 156H230V158L228 157ZM9 157V156H8ZM8 157H6V159H4L5 160V165H4V161H3V166H6L9 162H10V160H11V162H13L12 160V158L10 159V158H8ZM51 157H53V159L55 158L54 156H51ZM58 157V156H57ZM69 157V156H68ZM72 157H73V155H72ZM76 157V156H75ZM77 157H78V155H77ZM77 157L76 158H74L73 157V159L74 160H77ZM82 157V156H81ZM80 157V158H81ZM92 157V158H93ZM96 157V156H95ZM98 157H99V155H98ZM102 157V156H101ZM116 157H119V156H116V154H115V156H114V158L115 159H117ZM1 158V157H0ZM5 158V157H4ZM97 158V157H96ZM111 158V159H110ZM126 158V157H125ZM224 158H225V160H224ZM10 159V160H9ZM51 159V158H50ZM60 159H62V158H60ZM66 159V158H65ZM65 159H64V161H65ZM87 160V162H85L86 160ZM84 159V157L82 158V160H77V161H75V163L77 164V165H81L80 167V169H83L82 168V166H83V164H84V162L87 164V163H90L91 165H89V164H87V167H88V165L91 167L92 165L93 166H95L94 164H92V163H97L98 164V162H101V159L99 158V160L97 161V162H92V160H94V158L92 159V160H89V162H88V158L86 157ZM90 159V158H89ZM227 159V160H226ZM63 160V159H62ZM61 160V161H62ZM83 160H84V162H83ZM105 160V159H104ZM111 160V161H112ZM127 160V159H126ZM2 161V160H1ZM60 161V160H59ZM64 161H63V164H64ZM69 161H70V159H69ZM118 161V160H117ZM128 161H130V160H128ZM135 161V160H134ZM11 162H10V164H9V166L11 165ZM65 162H67V161H65ZM92 162V163H91ZM105 162H103L102 164H104L103 166H105V164L107 165V163H110V162H107V163H105ZM120 162V161H119ZM229 162V163H228ZM112 163V162H111ZM114 163V162H113ZM121 163V162H120ZM124 163L126 164L127 162H125L124 161ZM124 163H123V161H122V165H124ZM138 163H142L141 164V166L140 167H138V165H140V164H138ZM225 163V164H226ZM63 164H61V166H59L60 164H58V166L59 167H57L56 168V166H57V164L56 165H54V167H55V169H57L58 170V168L60 169L61 167H62V165ZM96 164V166H97V169H98V167H100V165L98 166ZM65 165V164H64ZM72 166H73V164H71ZM117 165V164H116ZM115 165V166H116ZM121 165V166H122ZM127 165H128V163H127ZM133 165V164H132ZM229 165H231V166H229ZM1 166H2V164H1ZM8 166V165H7ZM8 166V167H9ZM70 166L68 163L66 164V166H63V168H61V171H59V172H61L60 173V175H62V176H64L63 177V180H62V183L65 181V176H66V178L69 176V178H70V176H71V178H74V177H76V175H77V173H78V168L77 167H75V166ZM86 166V165H85ZM107 166V167H108ZM118 166H120V165H118ZM225 166V165H224ZM227 166V165H226ZM226 166H225V168H226ZM236 166H238V165H236ZM235 166V167H236ZM53 166L51 167L52 169L54 168ZM90 167H88V169L90 168ZM107 167H105L106 168V170H108L107 169ZM203 167V168H202ZM227 167V168H228ZM4 168V167H3ZM50 168V169H51ZM92 168V167H91ZM91 168H90V170H91ZM94 168V167H93ZM104 168V167H103ZM102 168V169H103ZM118 168H120V167H118ZM125 168V169H124ZM128 168V167H127ZM131 168H133V167H131ZM151 168V169H150ZM224 168V169H225ZM228 168V169H229ZM51 169V170H52ZM55 169H53L55 172H54V174H56L57 175V170H55ZM79 169V170H80ZM86 171H87V169H86V167L84 168ZM96 169V168H95ZM97 169H96V171L94 170L93 172H98L97 171ZM99 169H101V167L99 168ZM102 169H101V171H100V175H101V172H102V174H104L105 172H103L102 171ZM147 169H150L151 171H152V169H153V171H154V173H153V175H152V172L150 173V172H148L149 170H147ZM50 170V173H52L53 174V170L51 171ZM64 170V171H63ZM85 170H82V172L83 171H85ZM90 170H88V171H90ZM105 170V171H106ZM110 170H108V171H110ZM120 170H121V168H120ZM120 170H118V171H120ZM144 170H147V171H145L144 172ZM206 170V169H205ZM230 170V169H229ZM48 171V170H47ZM86 171H85V173H86ZM87 171V172H88ZM113 171V170H112ZM131 171V170H130ZM224 171V170H223ZM240 171V172H239ZM58 172V173H59ZM62 172L64 173V175L62 174ZM92 171H91V173H93ZM107 172V171H106ZM205 172V171H204ZM229 173V171H227V169L225 170V173ZM230 172L232 173V177H230L229 178V176H231V173H230V175H228V178L226 177V176H223V177H225V178H227V179H229V180H227V182L226 183H228L229 181H230V179L231 178H234L236 175H235V172H234V176H233V172L230 170ZM49 173V172H48ZM47 173V174H48ZM49 173V174H50ZM84 173V172H83ZM90 173V174H91ZM224 173V172H223ZM224 173V174H225ZM227 173V174H228ZM52 174H50L51 176H52ZM94 175L96 174V173H93ZM97 174H99V173H97ZM125 174H126V172H125ZM204 174V173H203ZM202 174V175H203ZM49 175V176H50ZM59 174H58V176H56L55 177V175L53 176L54 178H62V176H60ZM74 175V177H72ZM86 175V174H85ZM93 175V176H94ZM100 175H99V178H100ZM107 174H105V176H106ZM121 175L123 176V178L121 177ZM201 175V176H202ZM207 175H208V173H207ZM210 175V174H209ZM209 175H208V177H209ZM226 175V174H225ZM48 176V177H49ZM51 176L49 177V179L51 178ZM88 176H90L89 175V173H88ZM92 176V177H93ZM98 176V175H97ZM109 175H107L106 177H108ZM136 176V177H135ZM201 176H200V178H201ZM80 177V176H79ZM85 177H87V175L85 176ZM92 177H90V179H89V181H92V182H95V181H93V178ZM96 177V176H95ZM103 177V176H102ZM105 177V179L103 178V180H105V181H107L108 182V180L111 182V180L110 179H108L107 180V178ZM134 177V178H133ZM205 177V176H204ZM237 177H235L236 179H237ZM54 178H51V180L52 179H54ZM58 178V179H59ZM89 178V177H88ZM88 178H85V180H87ZM97 178V177H96ZM99 178H97V179H99ZM111 178V179H112ZM199 178V179H200ZM56 179H55V181H56ZM101 179V178H100ZM100 179L98 180V182L100 181ZM133 179H134V181H133ZM135 179H137V180H135ZM236 179L234 180V179H232V180H234L235 182H236ZM50 180V181H51ZM60 181H58V182H60L61 183V179H59ZM67 180V179H66ZM96 180V179H95ZM103 180H101L99 183L97 182H95L96 183V185L95 186H97L98 184H101V182L103 181ZM231 180V181H232ZM48 182V183H46L49 187L52 185V183L53 184H55V182ZM54 181V180H53ZM69 180H67L66 182L67 183H69L68 182ZM71 181H73V180H71ZM76 181V180H75ZM84 181V180H83ZM88 181V183L87 184H91V186L92 187H90V189L92 188H94L95 186H93V184H92V182L90 183ZM97 181V180H96ZM113 181V180H112ZM116 181V180H115ZM126 181H127V183H126ZM57 182V181H56ZM80 182V181H79ZM85 182V183H84ZM84 182H81L80 184H79V186L77 185L78 184V182H77V184H76V182H74L73 184H76L75 186H78L79 188H80V185L81 186H83L84 184H86V182L87 181H84ZM120 182H119V184H120ZM213 182H216V181H213ZM51 183V184H50ZM61 183V184H62ZM65 183V182H64ZM66 183V184H67ZM82 183H84V184H82ZM103 183V182H102ZM105 183V182H104ZM115 183H118V182H115ZM203 183V185H205L204 187H206V188H204V187H202V184ZM216 183H218V182H216ZM226 183H224V184H226ZM233 183V182H232ZM59 184V183H58ZM72 184V185H73ZM60 185V184H59ZM64 185V187H65V184H63ZM89 185H85V186H83V187H86V186H89ZM102 185V184H101ZM106 185V184H105ZM107 185H108V183H107ZM109 185H110V183H109ZM108 185V186H109ZM129 185V186H128ZM201 185V187L200 188H198L199 186ZM67 186H69V185H67ZM67 186L65 187V188H67ZM74 186V185H73ZM102 186H104V185H102ZM111 186V185H110ZM112 186H113V188H114V182H113V184H112ZM118 186V185H117ZM123 186H121V188L123 187ZM213 186H214V183H213ZM57 187V186H56ZM58 187H60V186H58ZM62 187V186H61ZM98 187H100V185L98 186ZM98 187H95V188H98ZM105 187V186H104ZM212 187V186H211ZM63 188V187H62ZM61 188V189H62ZM77 188V187H76ZM76 188L74 189L73 188V190H76ZM88 188V187H87ZM87 188H82V191H84V195H85V197L87 196V195H89L88 193L89 192H86V194H85V190H83V189H87ZM101 188V187H100ZM99 188V190L98 189H96V191L94 192V193H96V194H101V193H104V191H106L107 189H108V187L106 188V189H100ZM115 188H116V186H115ZM114 188V189H115ZM120 188V189H121ZM124 188V187H123ZM209 188V187H208ZM215 188V187H214ZM58 189V188H57ZM56 189V190H57ZM60 189V190H61ZM71 189H72V187H71ZM117 189V188H116ZM118 189H119V187H118ZM218 189H219V191H218ZM230 189V188H229ZM232 189V188H231ZM59 189L57 190V191H60ZM88 190V189H87ZM94 190V189H93ZM93 190H91V192L93 191ZM98 190V191H97ZM112 190V188L110 189V187H109V189L107 190V191H111ZM124 190H126V188L124 189ZM131 190V189H130ZM135 190H136V188H135ZM201 191V193H205L206 191ZM212 189L211 188H209V189H207V192L206 193H211L212 191H211ZM56 191V192H57ZM70 191V190H69ZM82 191L79 189L78 191H77V193H76V195L78 194L79 196H82ZM197 190H195V192H196ZM197 191V192H198ZM200 191H199V193H200ZM211 191V192H210ZM215 191V190H214ZM90 192V193H91ZM112 192V191H111ZM114 192V191H113ZM112 192V193H113ZM116 192V191H115ZM114 192V193H115ZM120 192V191H119ZM119 192H118V194H119ZM121 192H123V191H121ZM132 191H130V193H131ZM194 192V193H195ZM65 193H67L68 194V188H67V192H65ZM71 193V192H70ZM93 192L89 195L90 197L91 196H93V195H95ZM114 193H113V196H114ZM124 193H126L125 191H124ZM130 193H127V195L129 194L130 195ZM149 193V194H148ZM199 193H198V195H199ZM201 193H200V195H201ZM214 193V192H213ZM221 193V192H220ZM71 194H74V192L73 193H71ZM93 194V195H92ZM105 194H106V192H105ZM117 194V193H116ZM117 194V195H118ZM132 194V193H131ZM214 194V195H215ZM64 195V194H63ZM69 195V194H68ZM108 196H111L112 197V195H110V194H107ZM116 195V196H117ZM124 195H126V194H124ZM65 196V195H64ZM67 196V195H66ZM72 196V195H71ZM97 195H95V198L96 199H98V202L100 203V198L98 197H96ZM98 196H100V195H98ZM105 196V195H104ZM119 196V195H118ZM70 196H68V198H69ZM76 197V196H75ZM84 197V198H85ZM103 197V196H102ZM127 197V196H126ZM131 197V196H130ZM221 197H222V199H221ZM63 198V197H62ZM68 198H66V199H68ZM71 198H74V196L73 197H71ZM81 198V197H80ZM94 197L93 198H90L89 199V201L88 202H92L94 199H95ZM105 198H106V196H105ZM112 198H114V197H112ZM118 198V197H117ZM160 198L162 199V198H165V202H164V204L162 205V206H160L159 207V209H158V202H159V200H160ZM56 200H58L57 199V197L55 198ZM61 199V198H60ZM76 199H77V203H79V201H80V199H79V201H78V198L76 197ZM88 199V198H87ZM108 199V198H107ZM107 199H106V201H107ZM116 199V198H115ZM121 198H119V200H120ZM127 199H129V198H127ZM132 199V198H131ZM56 200H54L55 202H53L52 201V203H57L56 202ZM61 200H63V199H61ZM65 200V199H64ZM70 200V199H69ZM81 200H83V199H81ZM86 200V199H85ZM84 200V201H85ZM103 200H104V198H103ZM110 200H113V199H110ZM110 200H108L109 201V203H111V201ZM118 200V201H119ZM211 200V201H212ZM60 201V200H59ZM58 201V202H59ZM66 201V200H65ZM65 201H63V205H64V202ZM95 201V200H94ZM105 201V202H106ZM107 201V202H108ZM116 201H117V199H116ZM133 201V202H134ZM72 201H70V205L71 206H73V207H76V206H74L75 204H73L72 205V203H71ZM75 202V201H74ZM97 202V201H96ZM103 203H105L104 201H102ZM101 202V203H102ZM60 203H61V201H60ZM60 203H57L56 205H58V204H60ZM66 203V202H65ZM76 203V204H77ZM100 203V204H101ZM102 203V204H103ZM108 203V204H109ZM113 203L117 206V204L116 203H118V204H120V202H115V200H113L112 201V205H113ZM49 204H51V203H49ZM48 204V205H49ZM68 204V205H69ZM80 204V203H79ZM86 204H88L87 202H86ZM93 205H95V206H97L96 208H95V210L96 209H98L99 207H100V204L99 205H97V204H94V202L92 203ZM101 204V207H105L106 205L108 206V204H103L102 205ZM110 204V205H111ZM222 204V205H221ZM53 205V204H52ZM55 205V206H56ZM62 205V204H61ZM62 205V206H63ZM66 205H67V203H66ZM70 205H69V208H70ZM82 205V204H81ZM111 205V206H112ZM213 205V204H212ZM220 205H221V207H220ZM54 206V205H53ZM59 207H61L60 205H58ZM58 206H56V208H51V209H58ZM90 205H88V207H89ZM94 206V207H95ZM114 206V205H113ZM215 206V205H214ZM49 207H51L50 205H49ZM48 207V208H49ZM64 207H65V205H64ZM93 207V206H92ZM100 207V208H101ZM120 206H118L117 208L114 206V208L115 209H117L118 211H119V208ZM130 207H131V205H130ZM215 207V208H216ZM85 208L87 209V205L85 206ZM85 208H83V209H85ZM91 208V207H90ZM106 208V207H105ZM109 208V207H108ZM114 208L112 209V207L111 208H109L108 210L110 211V210H114ZM121 208V207H120ZM124 208V207H123ZM182 208H183V205H182ZM50 209V208H49ZM48 209V210H49ZM60 209H63V207H61ZM76 209V208H75ZM122 209V208H121ZM131 209V210H132ZM181 209V208H180ZM217 209V208H216ZM47 210V211H48ZM52 210V211H53ZM64 210H66V212L69 210H67V208L65 207L63 210H59L60 211V213L62 214V212H64ZM70 210H71V212H72V210H73V208L71 207L70 208ZM79 210V209H78ZM78 210H76V211H74L73 213H74V215L76 214V213H79V211ZM88 210V214H89V212H90V214L88 215L87 213H85V217H83V219H85V220H83L82 222H84V223H82V224H85V225H87V224H89V225H87V226H91L92 224L90 223V222H92L93 220H94V216H97L98 217V215H101L100 213L97 215L96 214V212L94 211V209H93V212H95V214H92L91 213V211H92V208L90 209L91 211H89V208L87 209ZM100 210V209H99ZM108 210H106V213H103V212H105V209L102 211V209L100 210L101 211V213H102V216H105V214L107 215V211ZM130 210V211H131ZM169 210V211H168ZM173 210V211H172ZM221 209H219L218 211H220ZM46 211V210H45ZM49 211H51V210H49ZM57 211V210H56ZM56 211L54 212V213H50V212H48L47 214L49 215V213L51 214V215H54V216H56V215H58V213L56 214ZM97 211V210H96ZM108 211V215H110L109 213H111V212H109ZM129 211V213H127V217H129L128 216V214H130L131 212ZM188 211V210H187ZM191 210H189V212H190ZM36 212V211H35ZM38 212V211H37ZM58 212V211H57ZM70 212V211H69ZM68 212V213H69ZM97 212H99V211H97ZM114 212V211H113ZM120 213H121V210L119 211ZM124 212V211H123ZM184 212V211H183ZM183 212H181V214L183 213ZM222 212V211H221ZM42 213V212H41ZM43 213H45V212H43ZM59 213V214H60ZM65 213V212H64ZM64 213H63V215H64ZM67 213V214H68ZM115 213H117V215H118V212H116V210H115ZM168 213V214H169ZM46 214V213H45ZM59 215V216H63V215ZM66 213H65V215L66 216H68L69 217V214L67 215ZM86 214L89 216V218L88 217H86ZM104 214V215H103ZM124 214H125V216H121V218L123 219V221H122V219L120 220V218L118 219V221L120 220L121 222H125V220H124V218L126 219L127 217H126V213L124 212ZM123 214V215H124ZM134 214V213H133ZM132 214V215H133ZM167 214V215H168ZM173 214H175V212L173 213ZM193 214H194V212H193ZM192 214V215H193ZM218 214V213H217ZM217 214H212L211 216H215V215H217ZM82 215L84 216V213H82ZM116 215V214H115ZM119 215H121V214H119ZM167 215H165V217L163 218V219H167L168 217H167ZM180 215V214H179ZM183 215V214H182ZM36 216V215H35ZM46 216V215H45ZM54 216H51V217H47V218H50L49 220H51L52 219V217H54ZM75 216H77V214L75 215ZM110 216H112V215H110ZM130 216H131V214H130ZM169 216V215H168ZM175 216V218H176V215H174ZM174 216H172L173 218H174ZM178 216V215H177ZM195 216V215H194ZM206 216H209V215H206ZM218 216V215H217ZM33 217H34V215H33ZM38 217V216H37ZM56 217H58V216H56ZM61 217H59V218H61ZM109 217V216H108ZM117 217V216H116ZM167 217V218H166ZM170 217V216H169ZM228 217V216H227ZM226 217V218H227ZM238 217H240V219H238ZM46 218V219H47ZM64 218V220L66 219V217H63ZM62 218V219H63ZM71 218H73L74 219V217L72 216ZM82 218V217H81ZM93 218V219H92ZM106 218V217H105ZM110 218V217H109ZM118 218V217H117ZM174 218V219H175ZM179 218V217H178ZM206 218V217H205ZM208 218V217H207ZM211 218V217H210ZM215 218H217L218 219V217H216L215 216ZM214 218V219H215ZM219 218H220V216H219ZM248 219V223L247 224H245V227H247V226H250L249 228H250V230L248 231V232H244V231H242V230H244V225L243 224H240V223H242V222H240L239 220H244V219ZM98 219V218H97ZM104 219V218H103ZM111 219L113 220V216L111 217ZM110 219V220H111ZM114 219H116V218H114ZM159 219V221H161ZM162 219V220H163ZM194 219H196V216H195V218ZM224 219V218H223ZM238 219V220H237ZM247 219H246V221H247ZM49 220H47V221H49ZM61 220V219H60ZM63 220V221H64ZM81 219H79V221H80ZM99 220H100V218H99ZM102 220V219H101ZM104 220H107V219H104ZM104 220H102V221H104ZM175 220H177V218L175 219ZM180 220V219H179ZM179 220H177V221H179ZM206 220H208V221H206ZM205 221H206V223H208V222H210V220H209V218L208 219H206ZM226 220V219H225ZM224 220V221H225ZM229 220V219H228ZM227 220V221H228ZM33 221V220H32ZM35 221H36V218H35ZM51 221H53V220H51ZM68 219H67V222H66V220L64 221V222H66L67 224H68ZM75 221V220H74ZM87 221V222H86ZM115 221V220H114ZM222 221V220H221ZM245 220H244V222L243 223H245L246 222ZM70 222V221H69ZM77 222H78V220H77ZM76 222V223H77ZM94 222H98V225H99V221L97 220H95ZM105 222V221H104ZM110 222V221H109ZM112 222V221H111ZM108 223L107 225H113L112 223ZM121 222H118V223H120L121 224ZM158 222V221H157ZM175 222V221H174ZM183 222V221H182ZM181 222V223H182ZM191 222V221H190ZM223 222V221H222ZM222 222H220L221 223V225H222ZM226 222V221H225ZM240 222V223H239ZM37 223H39V220H38V222ZM37 223H35L34 222V224H37ZM46 223H48V226H46V227H49V225L51 224H49V222H46ZM65 223V224H66ZM75 223V224H76ZM107 223V222H106ZM117 223V222H116ZM117 223V225L118 226H116L115 225V228L116 227H121L122 225L124 226L125 224L123 223L121 226H120V224H118ZM224 223V222H223ZM59 224H60V222H59ZM91 224V225H90ZM97 224V223H96ZM101 224H103V222L101 223ZM101 224L99 225L100 226V228H101ZM105 224V223H104ZM158 224V223H157ZM167 224V223H166ZM166 224H165V226H166ZM172 224L174 225L175 223H173L172 222ZM208 224H210V223H208ZM47 225V224H46ZM71 225V224H70ZM70 225H69V227H70ZM72 225H74V224H72ZM71 225V226H72ZM81 225V224H80ZM79 225V226H80ZM107 225H104V227H102L104 230H102V232H100V231H97L96 233H91L90 231L91 230H88L87 231V235H86V237L88 236V238H87V240H85V243L84 244H82V245H78L79 247H80V249H79V247H77L79 250H81L82 252H84V253H81V251H79V250H77L79 253H77V255L75 254V253H73L72 252V254H75L76 256H78V255H80L81 254V256L84 254V256L85 255H87V254H85V252L87 251H89V250H91L93 247H95V245H97V242L98 241H100V239L103 237V235H104V237H105V235L106 234H115V233H121L122 232V230H121V232L118 230V231H116L115 232V229H114V231H112V229H111V231H110V228H112L111 226H109V228H107L108 226ZM184 225H185V223H184ZM186 225H188V224H186ZM194 225V224H193ZM217 225V224H216ZM224 225V224H223ZM247 225V226H246ZM76 226H77V224H76ZM78 226V227H79ZM82 226V225H81ZM84 226V225H83ZM82 226V227H83ZM93 226H94V224L92 225V227H91V229L93 228ZM103 226V225H102ZM107 226V227H106ZM160 226V227H161ZM175 226H177V225H175ZM218 226H219V224H218ZM35 227H36V225H35ZM50 227H52V226H50ZM68 227V228H69ZM107 229H106V228ZM181 227V226H180ZM184 227V228H183ZM223 227H225V225L223 226ZM222 226H220V228H223ZM75 228V231H76V227H74ZM84 228V230H85V226L83 227ZM98 228V227H97ZM97 228H95V229H97ZM114 228V227H113ZM119 228H116V230L117 229H119ZM167 228V227H166ZM165 227H164V225H163V228H161V235L160 236H162L163 234V230L162 229H166ZM179 228V227H178ZM205 228V227H204ZM209 228V227H208ZM214 228H216V227H214ZM220 228L218 227V229H219V232L220 231H222V230H220ZM248 228V227H247ZM246 228V229H247ZM80 230H82L81 228H79ZM106 229V230H105ZM155 229V230H154ZM160 229V228H159ZM172 229V228H171ZM189 229V228H188ZM212 229V228H211ZM218 229H216V232L219 234V232L217 231ZM224 229V228H223ZM47 230H50V228L49 229H47ZM72 230V229H71ZM97 230H99V229H97ZM153 230V231H152ZM169 230V229H168ZM196 231V232H198L199 233V231ZM204 230V229H203ZM207 230V229H206ZM214 230V229H213ZM212 230V231H213ZM225 230V229H224ZM223 230V231H224ZM50 231H52V230H50ZM65 231V230H64ZM66 231H68V230H66ZM79 230H77V232H78ZM159 231V230H158ZM165 231V230H164ZM207 231H209V230H207ZM215 231V230H214ZM213 231V232H214ZM227 231V233H229ZM246 231V230H245ZM47 232V231H46ZM49 232V231H48ZM60 232H62V231H60ZM83 232V231H82ZM82 232H80L82 235H84V234H86L85 232L84 233H82ZM88 232L89 233H91V234H93V236H89L90 234H88ZM92 232H93V230H92ZM95 232V231H94ZM99 232V233H98ZM114 232V233H113ZM127 232V231H126ZM168 232V231H167ZM204 232V231H203ZM202 232V233H203ZM211 234H212V232L211 231H209ZM208 232V233H209ZM215 232V233H216ZM50 233V232H49ZM159 233V232H158ZM165 233V232H164ZM171 233H172V235H173V232L171 231ZM205 233V232H204ZM203 233V234H204ZM207 233V234H208ZM209 233V234H210ZM215 233H213V234H215ZM225 233H226V230H225ZM56 234V233H55ZM63 234H64V232H63ZM78 234V233H77ZM80 234V235H81ZM110 234V236L112 237V235ZM157 234V233H156ZM168 234H170V232L168 233ZM167 234V235H168ZM195 234V233H194ZM212 234V235H213ZM221 234V233H220ZM220 234L218 235L219 237H220ZM49 235V234H48ZM59 235V234H58ZM58 235H56V236H54L55 238L58 236ZM61 235V234H60ZM60 235L58 236L59 238H60ZM71 235V234H70ZM141 235H143V236H141ZM148 237L147 239H148V241L146 240V239H144V237L146 238V236ZM171 235V234H170ZM193 234H191V236H192ZM217 235V234H216ZM216 235H214L215 237H218V236H216ZM223 235V237H224V233L222 234ZM221 235V236H222ZM226 235V234H225ZM228 235V234H227ZM225 236L226 238L227 237H229V236ZM62 236V235H61ZM109 236V237H110ZM117 236V235H116ZM127 236H128V234H127ZM159 236V235H158ZM165 236H166V234H165ZM190 236V237H191ZM194 236V235H193ZM197 236V235H196ZM232 236V237H231ZM78 237H80L79 235H78ZM82 237V236H81ZM86 237H85V239H86ZM110 237V238H111ZM132 237L130 238V239H132ZM142 237V239H140ZM164 237V236H163ZM162 237V238H163ZM167 237H169V236H167ZM200 237H201V234H200ZM206 237V236H205ZM218 237V238H219ZM49 238V237H48ZM51 238H52V236H51ZM72 238H73V236H72ZM77 238V237H76ZM110 238H109V241H110ZM118 238V237H117ZM151 238H152V241H150L151 240ZM158 239V243H162V240H161V242H160V239H161V237H160V239H159V237H157ZM166 238V237H165ZM171 238H173V236H171ZM194 238V237H193ZM209 238V237H208ZM211 238V237H210ZM226 238H222V240L224 239H226ZM50 239V238H49ZM57 240H58V238H56ZM55 239V240H56ZM61 239V238H60ZM63 239H65V238H63ZM75 239V237L72 239V240H74ZM78 239V238H77ZM80 239V238H79ZM107 239V238H106ZM129 239V240H130ZM143 239L145 240L144 242L145 243H143ZM168 239H170V238H168ZM198 240L199 239V237L197 236V238H195V240ZM203 239H204V237H203ZM203 239H202V242H203ZM55 240H53V241H55ZM66 240V239H65ZM69 239H67V241H68ZM103 240V239H102ZM112 240H114V238L112 239ZM111 240V241H112ZM115 240H116V238H115ZM118 240H119V238H118ZM118 240H116V241H118ZM207 240V239H206ZM205 240V241H206ZM209 240V239H208ZM231 240V239H230ZM229 240V241H230ZM63 241V240H62ZM75 241V240H74ZM73 241V242H74ZM80 241V240H79ZM107 241V240H106ZM106 241H104V242H106ZM110 241V243H112ZM119 241H121V239L119 240ZM125 241V240H124ZM127 241V240H126ZM147 241V242H146ZM156 241V240H155ZM163 241H165V240H163ZM168 241V240H167ZM169 241H171V240H169ZM168 241V242H169ZM232 241V240H231ZM48 242H52L51 240H49ZM48 242H46V243H48ZM59 241H57V243H58ZM60 242H61V240H60ZM60 242H59V245H60ZM64 242H66V241H64ZM69 242V241H68ZM77 242H78V240H77ZM84 242V241H83ZM104 242H101V243H104ZM123 242V241H122ZM128 242V241H127ZM126 242V243H127ZM55 243V242H54ZM53 243V244H54ZM63 243V242H62ZM76 243V242H75ZM79 243V242H78ZM107 243H109L108 241H107ZM106 243V244H107ZM114 243V242H113ZM117 243V242H116ZM150 243H147V248H148V245L150 244ZM158 243H156V244H158ZM207 243V242H206ZM212 243H213V245H212ZM215 243V244H214ZM52 243H51V245H53ZM67 244H69V243H66L65 244V246L64 247H66V245ZM124 244V243H123ZM155 244V245H156ZM163 244H164V242H163ZM167 244H169V243H167ZM167 244H165V245H167ZM205 244V243H204ZM221 244V243H220ZM219 244V245H220ZM227 244V243H226ZM229 244V243H228ZM50 244H48V246H49ZM57 245V244H56ZM55 245V246H56ZM119 245V244H118ZM118 245L116 246V247H118ZM122 245V244H121ZM128 243L126 244V245H123V248L125 247H127L128 249H129V252H131L132 250V253L134 252V249H132L131 247H130V245H128ZM154 245V247L156 248L157 246H155ZM162 245V244H161ZM165 245H164V247H165ZM223 245V244H222ZM230 245H231V243H230ZM229 245V246H230ZM102 246V248H103V244L101 245ZM106 246V245H105ZM112 246V245H111ZM111 246L109 245V246H106V248H103L104 250L106 249V250H110V248H111ZM135 246V245H134ZM158 246H159V244H158ZM225 246V245H224ZM224 246H222V247H224ZM50 247V246H49ZM74 248V246H73V248H74V250L75 249H77V248ZM107 247H108V249H107ZM110 247V248H109ZM113 247H115V246H113ZM115 247V248H116ZM122 246H120V249H121V253L123 252V249L121 248ZM150 247H152V249H153V246H151L150 245ZM170 247V246H169ZM57 248H59V247H56V249ZM63 248V247H62ZM91 248V249H90ZM99 248V247H98ZM102 248H99V249H101V251H102ZM158 248V247H157ZM172 248V247H171ZM203 248H208V249H210L209 251H206L205 249V251L203 250L202 251V249ZM66 249V248H65ZM117 249V248H116ZM120 249H117V250H120ZM132 249V250H131ZM149 249V248H148ZM152 249H150V250H152ZM159 250L161 249L160 247L158 248ZM168 249H170V248H168ZM227 249H228V247H227ZM61 250V246H60V249H59V251ZM94 250V249H93ZM103 250V251H104ZM112 250V249H111ZM114 250V249H113ZM112 250V251H113ZM162 250H163V248H162ZM162 250L160 251V253L159 252H157V250H156V252L158 253V256H159V254L161 255V253H162ZM165 250V249H164ZM167 250V249H166ZM69 250H68V248H67V250L65 251V252H68ZM100 251V250H99ZM99 251L98 250H96V251H92V253H91V258H92V256L94 255L93 253H95V255H94V257H96V259L97 260H95V261H97V262H99L98 260H99V258L97 257V253H99ZM126 251V252H125ZM145 251H147L146 249H145ZM64 252V253H65ZM70 252H71V250H70ZM69 252V253H70ZM75 252V251H74ZM97 252V253H96ZM108 251H106L105 253H107ZM111 252V251H110ZM114 252H116V250H114L113 251V254H114ZM124 252H125V254H126V256L129 254L128 253V251H127V249H125L124 250ZM141 252V251H140ZM149 252V251H148ZM151 252V251H150ZM154 252V251H153ZM63 253V254H64ZM89 253V252H88ZM105 253H103V254H105ZM117 253H118V251H117ZM120 253V256L121 255H123V254H121ZM128 253V254H127ZM131 253V255H133L134 253H135V255L136 254H138V255H136V256H140V253L138 252V250H137V252H136V249H135V252L132 254ZM163 253H166V252H163ZM163 253H162V255H163ZM68 254V253H67ZM97 254V255H96ZM100 254V253H99ZM103 254H101V255H103ZM109 254V253H108ZM107 254V255H108ZM112 254V253H111ZM111 254H109V255H111ZM112 254V255H113ZM124 254V255H125ZM148 254V253H147ZM146 254V256H148ZM152 254V253H151ZM69 255V254H68ZM89 256H90V253L88 254ZM100 255V256H101ZM106 255V254H105ZM111 255V256H112ZM116 255V254H115ZM131 255H129V258L130 257H132ZM145 255V254H144ZM153 255H156V254H154L153 253ZM152 255V256H153ZM161 255V256H162ZM164 255H168V253L167 254H164ZM58 256H61V255H58ZM57 256V257H58ZM63 256V255H62ZM74 256V255H73ZM83 256V257H84ZM99 256V257H100ZM119 256V257H120ZM135 256V258H137ZM141 256H142V254H141ZM140 256V257H141ZM146 256H144V257H146ZM149 256H151V255H149ZM157 256V255H156ZM158 256H157V258H158ZM57 257L56 258H54V260H56L57 259ZM65 257V256H64ZM63 257V258H64ZM81 258L79 261L82 263V260H84V258ZM94 257L92 258V259H94ZM122 257V256H121ZM143 257V258H144ZM154 257V256H153ZM153 257H151V258H153ZM166 257H168V256H166ZM165 257V258H166ZM61 257H58V259L57 260H59ZM67 258H69L68 256H67ZM71 258V257H70ZM76 258V257H75ZM80 258V257H79ZM78 258V259H79ZM108 258V257H107ZM113 258H115L114 256H113ZM118 258V257H117ZM116 258V259H117ZM129 258H126V260L127 259H129ZM133 259H134V256L132 257ZM131 258V259H132ZM143 258H142V262L145 264V261H143ZM150 258V259H151ZM155 258V257H154ZM157 258H155V260L157 261V263H158V260L159 259H157ZM159 258H161V257H159ZM73 259V258H72ZM92 259H90V260H92ZM105 259V258H104ZM109 259H110V257H109ZM120 259H122V258H120ZM119 259V260H120ZM57 260H56V262H57ZM77 260V259H76ZM75 260V261H76ZM88 261V256H87V258L85 257V260L84 261ZM89 260V261H90ZM115 260V259H114ZM130 260V259H129ZM147 260H148V258H147ZM154 259H152V261H153ZM163 260V259H162ZM62 262H63V260H61ZM72 260H70V262H71ZM78 261V260H77ZM94 260H92V261H90L91 263L93 262H95ZM107 261V260H106ZM124 261V257H123V259H122V264H127L128 262V260L126 261L127 263H125V261ZM131 261V260H130ZM134 261H135V259H134ZM131 261V262H133V264L135 263V264H137V261ZM138 261H139V258H138ZM140 261H141V258H140ZM150 261V260H149ZM148 261V262H149ZM151 261V262H152ZM160 261V260H159ZM55 262V263H56ZM67 262H69V261H67ZM79 262V263H80ZM105 262V261H104ZM112 262V261H111ZM114 262V261H113ZM131 262H129L130 264H131ZM141 262V263H142ZM151 262H149V264L151 263ZM160 262H162V261H160ZM169 262V261H168ZM173 262H171V263H173ZM58 263H59V261H58ZM72 263H73V261H72ZM78 263V262H77ZM78 263V264H79ZM83 263H85V262H83ZM101 262H99V264H100ZM106 263V262H105ZM104 263V264H105ZM140 263V262H139ZM153 263H155V261L153 262ZM170 263V262H169ZM170 263V264H171ZM57 264V263H56ZM66 264H68V263H66ZM74 264V263H73ZM87 264V263H86ZM95 264H97L96 262H95ZM101 264H103V263H101ZM107 264V263H106ZM115 264H117V260H116V262H115ZM158 264H162V263H158ZM164 264H165V262H164ZM167 264V263H166Z\"/></svg>",
    "mask_w": 264,
    "mask_h": 264
},
{
    "label": "rangeland",
    "instance_id": "obj_2",
    "mask_svg": "<svg viewBox=\"0 0 264 264\" xmlns=\"http://www.w3.org/2000/svg\"><path fill=\"white\" fill-rule=\"evenodd\" d=\"M87 1H89L90 2V4H89V2H86V0L84 1V2H86V4H87V9L88 8H90V7H88V6H90L91 4H93V6H92V9L90 10L91 11V14H92V11H93V16H96V17H98L97 19H98V21H106L107 20V18L105 19H103V17H101V16H105L107 13L105 12V13H103L104 11H101L100 12V10H99V8L102 6V5H104V8H105V1H102V0H97L96 2L98 3H96V2H94L95 0H87ZM101 1L103 2V4L101 3ZM92 2V3H91ZM94 2V3H93ZM96 3V4H95ZM95 4V5H94ZM97 5V6H96ZM96 6V7H95ZM113 8L115 7V5L114 6H112ZM95 8V9H94ZM98 8V9H97ZM97 10H99V11H97ZM102 10H105V9H102ZM107 11V10H106ZM98 12L99 13H101V15H99L98 14ZM102 13H103V15H102ZM105 14V15H104ZM73 15L74 14H72V16H70V20L71 21H73V23H74V17H73ZM99 15V16H98ZM101 19H100V18ZM105 17H108V16H105ZM72 18V19H71ZM74 19V20H73ZM69 20V21H70ZM69 21H67L66 23L69 25V27H68V25H66V24H64V25H66L65 27H64V25L62 26V27H60V30L59 31H61V29H62V31H63V33H62V31L60 32L61 33V37H59V39H57V37L55 38V37H52L54 40H55V42L53 41V39H51L52 41H50V44L52 45V44H54V45H56V42L58 41L59 43L62 41V40H65V39H67L66 41H65V43L67 42V41H69V42H67L66 43V45L68 44V43H72V45L74 46L73 47V51H75L76 49V52L78 53V51L81 49L80 48V46H78L76 49H75V47L77 46V44L79 45V43L81 42V44L80 45H83V44H85L84 43V41H83V39H82V37L81 36H79V34L83 31L81 28V32L80 33H77L78 32V30L79 29H76V25L74 26V25H72L71 24V22H69ZM122 25V24H121ZM71 26V27H70ZM72 26H73V28H75V31L76 32H73V30H72ZM130 27V29L131 30H129V35H128V32H127V34H123V32L125 31V27H123L122 28V31H119L121 28L118 26V27H116L115 28V30H113L112 32H113V34L115 33V35L114 36H116L117 37V35L116 34H118V39H120V38H122V35L124 36V35H128V36H126L124 39H123V41H122V44H124L123 46L124 47H126V46H128L129 48H130V50L132 49V51L133 52H136L137 54H138V50H141L142 49V47H146L145 49L143 48L142 49V51L141 52H143V53H140L139 54V57H140V59H141V61H143L142 63H141V61H140V64H143V63H145V64H143V65H147V66H149L150 65V67H154V64L155 63H157L158 61H159V54H157V53H155V54H152V52L153 51H151V50H153L152 49V45H150V43L151 44H153V41L152 42H150V39H145L146 38V36H145V34H143L142 35V37H140V38H136V35H134L133 34V36H131V31H132V28H134L133 29V31L135 30V27L134 26H129ZM129 27H128V29H129ZM67 28H70V30L68 29L67 30ZM86 28H84V30H85ZM116 29H118V31H116ZM57 30V31H58ZM59 31H58V34H60L59 33ZM117 32V33H116ZM119 32H120V34H119ZM122 32V33H121ZM131 32V33H130ZM74 33H76V35L74 34ZM57 34V36H59ZM71 34V35H70ZM74 34V35H73ZM63 35V36H62ZM67 35H69V37L67 36ZM121 35V36H120ZM66 36H67V38H66ZM71 36H73L72 38H70ZM81 37V38H80ZM61 38V39H60ZM63 38V39H62ZM70 38V39H69ZM76 38V39H75ZM78 38V39H77ZM128 38L130 39V40H128ZM132 38V39H131ZM133 38H135V39H133ZM56 39H57V41H56ZM81 39V41L80 42H77L76 43V41H78V40H80ZM139 39V40H138ZM143 39V40H142ZM61 40V41H60ZM71 40V41H70ZM72 40H76L75 41V43H73V41ZM121 40L122 39H120L119 41L121 42ZM82 41H83V43H82ZM126 41L129 43V45H126ZM130 41H132V42H130ZM149 41V42H148ZM146 42V43H145ZM62 43H63V41H62ZM65 43L63 44L65 47H66V45H65ZM127 43V44H128ZM132 43V44H131ZM144 43V44H143ZM148 43V45H146ZM48 45V44H47ZM59 45V44H58ZM62 45V44H61ZM63 45H62V47H63ZM68 45H70V44H68ZM86 45V44H85ZM84 45V46H85ZM140 45H141V47H140ZM144 45V46H143ZM150 45V46H149ZM158 45H160V44H158ZM49 46V48L50 47H52V48H57V47H59L60 48V45L59 46H57V47H53V45L52 46H50V45H48ZM87 46V48L86 47H84V48H86V51H88V55H87V52H86V55H87V57H88V59L90 58V60L91 61H89V60H87V58L85 59L84 58V56L85 55H83V54H85V51H84V53L82 52V51H80L81 53H82V55H80L79 53L77 54L76 52V54L74 53V52H72L71 53V55H75V56H73L72 58H71V61H69L68 59V61L70 62V64H69V62L68 61H66L65 63L66 64H69V67L67 68L66 67V69H69V71H68V76H67V78H66V80L64 81L65 83H66V85H64V88L63 87H61V86H59L62 90H60V92H58V94L59 93H61L62 95H63V97H62V95H61V97H59L58 98V94H57V92H55V91H57V90H59V89H55V91H54V89H53V91H54V93H56V95L55 96H57V97H55V98H53V95L51 94L53 91H48L49 89H47V91L45 92L46 94L45 95H47V96H45L44 94H43V96H42V91L44 92V89H42L41 88V90L40 89H34V90H32V88H30V91H28L27 90V92L28 93H26L25 92V90H22V91H19V90H11L10 91V93L8 94V96H10V97H8L7 96V93H4V89H5V86H4V84L3 85H1L0 84V102H1V100H3V102H1V103H3L2 105L4 106V108H9V109H11L10 107H12V110H10V111H7V112H9L8 114H9V118H10V114H11V116L12 117H14L13 119H15V118H17V120L15 119V121L12 119V117L10 118V119H12V120H8L9 118H8V114H7V116L3 113V111H4V108H3V106L1 105L0 106V110L2 111H0V264H66V263H68V264H78L80 261V259L84 256V254L81 256V254L80 255H78V256H76L77 255V253H79L77 250H79L80 249V245H82V244H84L85 243V240H87V238H88V236L86 237V235H87V231L88 230H91L90 232L91 233H96L97 231H100V232H102V230H104L102 227H104V225H107L108 223H110L111 221V223L113 224L112 226L114 227H112L110 224L109 225H107L106 227L107 228H109V226H111L112 228H110V231H111V229H112V231H114V229H115V232L116 231H120L121 232V230H122V232L121 233H115L114 235L113 234H111L112 235V237L110 236V234H106L105 235V237H104V235H103V237L100 239V241H98L97 242V245H95V247H93L91 250H89L88 252L90 253V256L88 255L89 253L86 251L85 252V254H87V255H85L83 258H84V260H85V257L87 258V256H88V261L86 260V261H84V260H82V263L80 262L79 264H95V262L97 263V264H99V262H101V263H107V264H115V262H116V260H117V264H122V259H123V257H124V261H125V263H127V264H130L129 262H131V261H134V259H135V261H137V264H144L143 262H142V258L144 257V256H146V254L148 255V256H146V257H144L143 258V261H145V264H149V262H151L152 261V259H154L150 264H158V263H162V264H164V262H165V264L167 263V264H170L171 262H173V261H171V260H169L168 259V261L170 262H168V261H164V259L166 260L167 258H169L170 257V253L168 252V251H173V250H171V249H173L174 247V243H172V239H174L175 238V236L174 235H176V233H178V231L182 228V226H186V227H188L187 228V230H189V231H191L190 229H191V226H194V228L197 226L198 227V225L199 224H204V222H205V224H207V226L206 225H199L200 227H198L199 229L201 228V226L203 227V229L201 228V230H202V232L204 233H202L201 231H199L198 229V231H199V233L198 232H196L197 230H193V227H192V231H195L194 233H190L189 235L191 236V234H193L191 237L189 236V238H192L191 239V241H189V243L191 244V245H193V243H196L195 241H201V243H203V245H207V244H209L212 240L215 242L216 240H214V239H217V240H219V239H221L220 241H217V242H215L214 244L215 245H213V243H212V245L214 246V247H219V249H220V251H227V253H231V251H233L234 249H232V248H230V247H233L234 248V246H233V235L234 234H232V233H230L227 229H229V227H228V224H229V222L230 221H232L231 220V217L229 216V214L227 213V212H225L224 211V209L222 210V208H223V206L221 207V205H220V207L221 208H219V209H221L220 211H218L219 209H218V207H219V204L221 203L220 201V196H222V191L221 190H225V188L227 187V184L228 185H230L231 187H227L228 189H227V191H229V190H231L230 192H235L236 190V188H238V187H236L238 184H239V182H240V180H242V179H240L239 178V180H238V177L239 176H241L238 172H236L241 166H242V162H243V160H241L240 161V159L238 158V157H240V155H241V157L243 156V153H240V155H238L237 153H236V151H234V150H237V152H239V150L241 151V152H243L241 149L243 148L242 146L240 147V149H234V147H239L240 145H243V142L244 141H247V137L245 138V136L246 135H243V138L241 137L242 136V133L243 134H247V133H245L246 131H245V129H244V127H243V125H241L242 123H243V121H247L248 120V118H249V114H250V109L249 108H251V103H250V100H249V98L246 96V93L242 90V89H240V87H237V86H235L234 87V90L232 89L231 90V88H233V86H234V83H231L230 82V84H229V88H230V90H229V92L231 93V94H229L228 95V98H229V96H230V98H232L233 96V100L235 101L236 99H237V101H233V103H231L230 101H232V99L230 100V101H228V100H226V102L228 101V104L229 105H233L234 103L236 104V102L237 103H239V104H237V107L235 106V105H233V106H228L227 105V103H225L226 105H227V107H222L221 108V106L219 107V108H217V109H219L220 110V108H221V110L219 111V110H217L218 111V113H217V111H216V113H217V115H215L211 120L212 121H210L211 122V124L212 125H210V122H209V124H208V128H207V137L209 136V139H208V141H207V138H206V141L203 143V156L205 157L204 159H205V161H204V165H203V167H206V168H203V171L201 170V173L199 172L198 173V175H197V178H198V180L201 182L202 181V179H204L205 178V180H203V183L205 184V181H206V184H208V182H207V180H206V178H208L211 182L208 184L209 186H207L206 185V187H207V189H209V188H211L212 190V192L211 193H206L207 192V189L206 190H204V189H201L200 187H201V185H202V187H204L205 185H203V183L198 187V188H200V190L201 191H206L205 193L203 192V193H201V191H200V193H201V195H200V193H199V191H198V189H195V190H197L196 192H195V190H192L191 192H190V194L192 195V196H190L187 200H186V202L185 203H183L182 205H183V208H182V205H181V207H179V209L178 208H175V210L173 211V213L175 212V214H173L172 213V215H171V212L168 214V213H166L165 215H167V219H163L164 217H165V215H164V217L162 218V219H160V218H158L157 219V221H156V225L158 226V225H160L161 223H162V226L160 227V226H158V227H156V228H158V229H154L155 231H154V233H152V234H150V235H145L146 236V238L144 237V239H146L147 241H148V239H150V236L152 235H157V237H159V239H160V237H161V239H160V242H161V240H162V245L160 244V243H158L159 241L157 240L158 238L156 237V236H153L152 238L154 239L155 237V240H153V242L152 243H150L149 241L147 242V243H150L149 245H148V248H147V243H145L144 241V239H143V243H145L146 244V246H144L143 247V245H142V249H140L139 250V246H140V244H139V248H132V247H137L136 246V244L140 241L138 238L136 239V241H138L136 244H134L135 243V240H133V238H135V237H132V236H130L131 234H129V231H128V229L130 228V226L133 224V221L135 220V219H137L139 216H141V215H145L146 214V212L148 211V208H149V206H150V204H151V200H150V198L149 197H145V199H144V204H143V206H142V208L140 209V210H138V211H136V212H134V210L132 209L133 208V206L135 207V198H136V196H137V187H133V186H131L132 188H129V189H127V185H126V187L125 186H123V185H125V183H122V182H120L119 180L117 181V179H113L112 177H114L113 175H118L123 169H122V167L123 166H125V170H129L128 172L129 173H127V171H122V173L121 174H123V176L125 175H127L128 174V176L132 173V174H134L135 175V171H136V167H137V162L139 161H136L137 160V158L139 157V152L140 151H138V154L136 153V152H134V150L133 149H135V147H131V149H129L130 148V145L131 146H135V145H133L135 142L136 143H139V144H137V145H139V147L141 148V147H145L146 145H147V141H149L151 138H152V135H150L149 133L151 132V128L153 129H156V126H157V122H158V124H159V121H157V116H158V118H160L161 116L159 115V113H162V112H160L161 110H162V105H161V107H160V102L159 101H157V102H152V98H155V92H149L150 90L147 88V86L146 85H144L143 86V88H145V89H143L142 91H141V93L139 92V94L143 97V95H148V93H149V95L151 96V100H149L150 99V97H149V95L147 96L148 98V101L147 100H145L146 98H145V96H144V98H142L141 96H139V94H138V96L136 95L137 93H138V91H136V93H135V96H133V94H132V92H131V89L132 88H135V86L134 87H132L133 85H131V84H133V82H134V77H135V75H136V78H137V75L139 76V74H136L135 72H131V71H127V70H125V72H124V69H122L121 68V66L119 67V65H117L116 64V67H113L112 65H113V61L112 60H110V59H106L108 62L109 61H112V65H111V63L109 62V64H108V62H107V64H106V66H105V63L104 62H102L103 64L102 65H104L108 70H110V68H112L113 67V69H111V71H108V72H106L107 71V69L106 70H102L101 69V71H98V69H96L95 71V73H97L96 75H94L95 73L94 72H92L91 71V69H94L93 68V66L94 65H96V67L97 66H99V70H100V68H103L104 66H102L100 63V59H99V62L96 60H93V54L91 55L90 53H92V52H90V46H88V45H86ZM131 46H132V48H131ZM134 46V47H133ZM138 46V47H137ZM161 46V45H160ZM47 47V46H46ZM82 47V46H81ZM162 47V46H161ZM84 48H82V49H84ZM138 48H140V49H138ZM148 48H150V49H148ZM158 48L160 49V47L159 46H157L156 47V49L158 50ZM51 49V48H50ZM88 49V50H87ZM136 49H137V51H136ZM148 51H147V50ZM157 50H155L154 49V51H157ZM72 51V50H71ZM151 51V52H150ZM140 52V51H139ZM146 52H148V53H146ZM149 52H150V54H149ZM154 53V52H153ZM147 54H149V55H152V56H149V57H153V59L152 60H154V59H157L158 61H156V60H154L155 62H153L152 63V61H150L151 63H152V66H151V64H149L148 65V63H147V59H146V57L145 56H147ZM79 55L81 56V57H83L84 58V61L82 62V63H80V61H82V59L81 60H79L78 59V57H79ZM140 55H142V56H140ZM156 55V56H155ZM158 55V56H157ZM61 57L60 58H63V54H61L60 55ZM147 56V57H148ZM154 56H155V58H154ZM75 57V58H74ZM81 57H79V58H81ZM86 57V56H85ZM161 57V56H160ZM74 58V59H73ZM105 59V58H104ZM143 59V60H142ZM145 59H146V61H145ZM74 60L76 61V62H78L77 64H76V62L74 63ZM86 60V61H85ZM65 60H62V62H64ZM95 61V62H94ZM145 61V62H144ZM96 62L99 64V65H97L96 64ZM92 63H94V65L93 66H91L92 65ZM147 63V64H146ZM178 64H179V66L180 67H182L183 66V74H182V76H181V78L183 79V83H185V84H180V82L182 83V79H180L179 80V84L181 85V87L182 86H187L188 88L186 89V87L184 86V87H182L183 89H186V90H188L189 92H187L186 90H184V92H186V94H187V97L189 96V93L191 92L190 90L192 89V85H193V83H191V84H189V82L185 79V78H187L185 75H189L190 76V74H188L189 72L190 73H193V71H192V68H191V66L189 65V64H187V65H189L190 66V68L191 69H189L187 66H186V64H184L185 62H182L183 63V65H182V63H181V61H178L177 62ZM62 64H64V63H62ZM62 64H60V65H62ZM83 64L85 65V66H88V64L91 66V69H89V71H87V72H89V74H91L92 75V73H93V77L91 76V75H89V77L91 76V78L89 79V77L87 76V78L85 77V76H83L82 75V71H83V74L84 73H86L85 71L86 70H84L86 67L84 66L83 67ZM57 65L58 64H56V67H57ZM59 65V66H60ZM65 65V64H64ZM78 66L79 67V69H81L80 71V74L82 75V76H80V75H75V73H77V72H74V70H76L75 68H74V66ZM138 65H139V63H138ZM142 65V66H143ZM157 65V64H156ZM63 66V65H62ZM62 66L60 67L61 68V70H62ZM65 66H68V65H65ZM112 66V67H111ZM114 66H115V64H114ZM186 66V67H185ZM55 67V66H54ZM78 67H76V68H78ZM89 67V66H88ZM87 67V68H88ZM95 67V66H94ZM95 67V68H96ZM104 67V68H105ZM110 67V68H109ZM120 68V69H118L117 70V68ZM156 67V66H155ZM53 68V67H52ZM86 68V69H87ZM90 68V67H89ZM103 68V69H104ZM115 68H116V70H115ZM187 68L189 69V70H191V71H189V70H187ZM79 69L77 70V71H79ZM180 69H182V68H180ZM179 69V72L177 73L178 75L180 74L181 75V70ZM60 70V69H59ZM60 70V72H62V73H64V74H66V70L65 69H63V71H61ZM115 71L117 72V74L115 73ZM118 71H119V73H118ZM178 70H176V72H177ZM186 71H187V74H185L186 73ZM92 72V73H91ZM100 72V73H99ZM105 73V74H103V73ZM110 72H111V74H110ZM123 72H124V74H123ZM133 74L132 76L130 75L131 73ZM175 72V71H174ZM176 72L174 73L175 75H173L174 76V78H173V76H172V83H173V85H175V83L178 81V79H179V77H180V75L178 76L177 75V77L178 78H176V80L177 81H175V76H176ZM73 73H74V75H73ZM99 73V74H98ZM78 74V73H77ZM87 75H88V73H86ZM100 74H101V76L102 75H104L105 76V78H104V80L106 81V82H108V83H104L105 84V86L108 84V86L110 85V83L111 84H113V86H111V87H113V89H114V91L116 92H120L121 90H119L118 91V88H120V89H122V91H121V93L122 92H124L125 93V91H129L128 92V94H124V93H122L124 96H122L123 98H124V102H125V97L126 96H128V102H126V103H128V104H126L127 106L129 105V107H127L126 105H125V103H124V106L125 107H127L128 108V111H127V109H125L124 111H123V109H124V107H123V104H122V107H123V109H120V108H122V107H118V106H116L117 108L116 109H118V112H119V114L123 111L124 113L125 112H127V113H123L122 112V114H120V117H115V116H113V115H111L112 114V111L114 112V113H116V111H115V105L114 106H112V109H110L111 108V106H109L110 108H108L107 106L109 105H107V101H106V99H104V95H100L101 97H103V98H101V97H99V94L100 93H97V95H96V92L98 91L96 88L97 87H94L93 85H92V87L93 88H95V89H93V91H95V92H92V89L91 90H89L90 92H88V87H89V89L90 88H92L91 87V82H92V84H95L96 82V84H99V83H103L104 82V80H102V82H101V79H99L100 78ZM119 74V75H118ZM122 74V75H121ZM125 74H126V78H125ZM154 74V73H153ZM153 74L152 75H150L151 77H153ZM156 74V73H155ZM154 74V75H155ZM185 74V75H184ZM85 75V74H84ZM98 75V79L96 78V77H94V76H97ZM108 75H109V78H107L108 77ZM123 80V81H125V82H127V83H125V84H127L125 87H123L122 85L120 86L119 85V83L120 84H124V83H122L123 81L121 80V81H119L118 83L116 82V80H118L119 79V77ZM129 75V76H128ZM191 75H193V74H191ZM80 76V77H79ZM194 76V75H193ZM189 77V78H187L188 80L189 79H194V77ZM87 79V80H89L90 81V83H89V85L90 86H87L88 84H87V82H89V81H87L85 78ZM117 79H116V78ZM128 77V78H127ZM131 77V78H130ZM150 77V78H151ZM183 77H185V78H183ZM73 78L74 79H76V78H78V79H81L80 80V82L79 83H81V82H85L84 83V87L81 85V86H79L80 88H81V90H80V88H79V90L80 91H78V92H76L77 91V85H79V83L77 84V82H78V79H76V80H73ZM82 78H84V79H82ZM92 78H96L98 81L100 80V82H98L97 80H96V82L94 81L95 79H93V80H91ZM219 78V77H218ZM217 78V81L219 82L221 79L219 78L218 79ZM63 79H64V77L62 76V78H61V80L63 81ZM110 81H109V80ZM112 79V80H111ZM127 79H129V82H128V80ZM133 81H132V80ZM138 79H142V78H139L138 77ZM174 79V80H173ZM73 80V81H72ZM108 80V81H107ZM131 80V81H130ZM185 80H186V82H185ZM229 80V79H228ZM228 80H226V82L228 81ZM70 81H72V82H70ZM113 83H112V82ZM190 82H192V80H189ZM210 82H211V80H209ZM73 82H75V84H76V86L75 87H73L75 84H73ZM93 82H95V83H93ZM188 82V83H187ZM208 82V81H207ZM210 82H208L209 84H210ZM69 83H71L72 85H70ZM83 83H81V84H83ZM172 83H170L171 85H172ZM187 83V84H186ZM221 83V81L218 83V84H220ZM229 83V82H228ZM58 84V83H57ZM57 84H55V86L57 85ZM103 84V85H104ZM118 84V85H117ZM170 84H168V88H170L171 87V85ZM178 83L176 84V86H174L173 88H175V87H177V85H178V88H177V90L176 91H174V90H172V91H174V92H177L178 94H179V90L182 92L183 90L180 88L179 89V85ZM191 85V86H190ZM205 85H208L207 83L205 84ZM230 85H233L232 87L230 86ZM4 86V87H3ZM54 86V87H55ZM63 86V85H62ZM70 86V87H69ZM120 86V87H119ZM146 86V87H145ZM53 86H52V88H54ZM76 88V90L74 89L73 90V88ZM107 87V86H106ZM110 87V86H109ZM108 87V88H109ZM127 87V88H126ZM51 88V89H52ZM57 88V87H56ZM70 88H72V89H70ZM83 88H84V91H83ZM147 88V89H146ZM50 89V90H51ZM70 89V90H69ZM125 89H128V90H125ZM171 89V88H170ZM35 90L37 91V93H38V95L40 94L41 96H38V95H34V93H32V92H35ZM40 90V91H39ZM46 90V89H45ZM64 90V91H63ZM72 90L74 91V93L76 94V93H79V94H76V96L74 95L73 97H77V95H78V97L76 98V100H75V98H74V100H73V97L71 98L70 96H68V95H70L69 94V92L70 93H72ZM123 90H125V91H123ZM133 90V89H132ZM135 90V89H134ZM138 90V89H137ZM147 90H148V92H147ZM32 91V92H31ZM144 91V92H143ZM233 91L235 92L234 93V95H233ZM40 92V93H39ZM49 92H50V96H49ZM87 92H88V94L89 95H87ZM92 92V93H91ZM126 92V93H127ZM183 92V93H184ZM29 93H32L31 95H29ZM94 93V95H92L91 97H93V99L95 100L96 98L98 99V97H99V102H100V99H102V100H105L106 101V103L104 104L105 106H106V108H108V109H110V110H112L111 112H110V110L109 111H107L108 109H105V106L103 105V104H101L102 103V101L99 103V102H97V99H96V103H99L98 105H100L101 106V108H97V110L98 109H103L102 108V106H104V110H102V111H97V110H95L96 109V107H97V105H96V103H95V107L94 106H92V109H90L91 108V106L90 105H93V103H92V98H88V97H86V95L87 96H90V94H93ZM121 93H119V94H121ZM147 93V94H146ZM153 93H154V95H153ZM183 93H180V94H182V96L181 95H179V96H181V97H179V96H175V97H179V98H177L178 99V101H179V99H180V103L181 104H179V103H177L176 102V100H175V104H177V105H175V106H173L174 105V103L173 104H171L173 107H171L170 108V110H171V116L169 117V118H171V119H169V121H171V123H173V120L174 119H176L175 117L176 116H178V115H176L178 112L176 111L177 109L176 108H180L181 106H183V102L185 103V101H183V100H187V97L183 94ZM4 94H6L5 96H4ZM13 94V95H12ZM118 94V93H117ZM121 94V95H122ZM79 95H81V96H79ZM126 95V96H125ZM154 97H153V96ZM186 97H184V96ZM3 96L4 97H6V98H4V99H1V97L3 98ZM34 96L36 97V96H38L37 97V99L39 100V102H40V99H39V97H42L45 101H47V97H48V100L49 101H47L48 103H50L51 104V101H52V99H53V103L51 104L52 105V107L54 106V103H55V106H54V109L57 107V109L52 113V116H50L49 115V111L51 110V112L53 111L52 109V107L50 106V107H47L46 106V108H45V105H47L48 103L46 102V104H44V107H42V108H45V109H41V107H39V106H36L38 103H37V100L35 101L34 100ZM84 96V97H83ZM96 96H98V97H96ZM137 96V97H136ZM238 97V98H236V97ZM8 97V98H7ZM33 98V100H34V102L35 103H33V101H32V98ZM44 97H46V98H44ZM83 97V98H82ZM85 97L87 98V99H85ZM96 97V98H95ZM141 97V98H140ZM10 98H11V100H13V101H11L10 100ZM52 98V99H51ZM106 98V97H105ZM132 98H134V99H136V100H132ZM185 98V99H184ZM235 98V99H234ZM7 99L10 101L9 103H8V101H7ZM36 99V98H35ZM42 99V100H43ZM89 99H91L90 100V104L88 105V100ZM139 99H141V100H139ZM181 99H182V101H181ZM227 99V98H226ZM41 101L42 102V105H43V102H45V101ZM83 100H87L86 101V103L84 104L83 102ZM141 101V102H144V100L145 101H147V102H152L151 104H153V106H152V108H150L151 110V112H149V114L147 115L146 114V116H145V120L146 121H144V119H143V121L145 122H143V124H142V122H140V124H138V123H135V122H139V121H136L135 119L133 120V119H131V114H133L132 112H129L130 111V109L132 110V108H135V107H137L136 105H135V107H134V105L133 104H135V102L137 103V102H139V101ZM4 101H7V104H6V107H5V104H4ZM31 101H32V103L34 104V105H32V106H30L31 108H33V107H37L35 110H36V112L35 113H37L36 115L33 113V111H31V110H29V103H31ZM74 101V102H73ZM104 101V102H105ZM11 102H12V104H11ZM79 102H80V106H79ZM95 102V101H94ZM133 104H132V103ZM141 102H139V103H141ZM146 102V103H147ZM225 102V101H224ZM224 102H223V104H224ZM231 104H230V103ZM6 103V102H5ZM37 103V104H36ZM138 103V107H140L141 105ZM10 104V105H9ZM36 104V105H35ZM77 104H78V108L79 109H76L75 108V106H77ZM87 104V106H85ZM147 104H149V103H147ZM151 104L149 105L150 107H151ZM179 104V105H178ZM222 104V105H223ZM9 105V106H8ZM31 105V104H30ZM38 105H41L40 103L38 104ZM41 105V106H42ZM57 105H59V106H57ZM113 105V104H112ZM239 105H241L240 107H241V109H239ZM49 106V105H48ZM149 106H148V108H149ZM178 106V107H177ZM236 107V108H238V112H237V110H236V108H234L233 109V107ZM95 109H94V108ZM99 107V106H98ZM114 107V108H113ZM131 107V108H130ZM229 107V108H228ZM85 108H86V110H85ZM230 108H232V111H231V109ZM8 109V110H9ZM33 109V110H34ZM39 109H41V111L42 110H44L43 112H41ZM47 109H48V111H47ZM50 109V110H49ZM88 109V110H87ZM230 109V110H229ZM6 110V109H5ZM72 110V111H71ZM78 110H80V111H78ZM84 110L85 111H87V114L89 113V114H91V112H89L90 110H92V112H99L98 114H97V117H101L100 115L101 114H103L102 116L103 117H101L102 119H105L106 120V122H105V120H100V118H97L96 117V114L93 116L94 117V119H92L91 118V115H90V117H89V114L87 115L86 114V112H84ZM93 110H95V111H93ZM122 110V111H121ZM149 110V109H148ZM175 110V111H174ZM178 110H180V109H178ZM38 111V112H37ZM49 112V113H47V112ZM77 111L79 112V114H82V115H84L83 116V119L81 120L79 117V119L77 120L76 119V114L77 115H79L78 113H77ZM107 113H105V112ZM163 111V110H162ZM233 111H236L235 113H239L240 111H241V113H239L238 115L240 116H242V119L240 120V119H238V117H236L238 120H240V121H242V123H240L238 120L236 121V119H235V121H234V126H237L238 127V124H239V126L241 125L242 127H239V128H237L236 127V129H237V131H236V129H235V131L238 133V134H234V131H232V129L231 128H233L234 126H233V121H231V127H229L230 125H229V123H226V121H225V117L227 118H229V114L231 113V112H233ZM13 112V113H12ZM81 112V113H80ZM101 112V113H100ZM103 112V113H102ZM164 112V111H163ZM220 112V113H219ZM230 112V113H229ZM249 112V113H248ZM129 113H131V114H129ZM175 113V114H174ZM234 113V112H233ZM234 113V114H235ZM244 113H248V115L246 114V116H248L247 117V119H246V116L245 115H243ZM14 114V115H13ZM51 114V113H50ZM53 114H55V118H53L54 117V115ZM118 113H116V115H117ZM118 114V115H119ZM128 114V116H127V118H129V115H130V118L127 120H123V119H125V118H122L124 115H127ZM82 115H81V117H82ZM113 116L112 118L111 117H109V116ZM115 115V114H114ZM121 115H123L122 117H121ZM233 114H231V116H232ZM236 115V114H235ZM49 116V117H48ZM57 116V117H56ZM85 116H86V118H90V119H87L88 121L90 120L91 121V123H92V125L91 126H95L96 125V129H98V132H99V128H101L100 126H102L101 125V123L103 124L104 122L105 123H107V121H108V123H107V125L105 124V126L107 127V126H110V130L112 129V128H114L115 126H117V122H119L120 121V119L122 118V122L120 121V123H122V124H124V125H121L120 126V128H119V126H117V128L115 127L114 129H117V133H116V131H110V130H108V127L106 128V130H104V131H106V132H103V130H102V128H101V130H102V132H101V130H100V132L98 133V132H96L95 133V131H97L96 129H95V131H93L92 130V132L94 133H92L93 135H91V133L90 134H88V133H86V129L87 130H89L90 132H91V128L92 127H87L86 125L84 126V124L87 122V121H85L86 120V118H85ZM88 116V117H87ZM108 117V119H106V118H104V117ZM156 116V117H155ZM162 116L164 117V115L162 114ZM234 116V115H233ZM232 116V117H233ZM237 116V115H236ZM62 118V121H60V123H59V121H58V119L57 118ZM74 117V118H73ZM126 117V116H125ZM151 117H152V119H151ZM179 117V116H178ZM177 117V118H178ZM243 117L245 118V119H243ZM8 118V119H7ZM18 118L20 119V120H18ZM49 118H50V120L52 121V122H50V120H49ZM73 119V121H72V119ZM96 118H97V121H96ZM111 118V119H110ZM116 120H115V119ZM118 118V119H117ZM151 119V121H150V119ZM231 118V117H230ZM230 118L228 119V120H230ZM55 119H57L56 121L57 122H54L55 121ZM70 119H71V122L69 123L68 121H70ZM109 119H110V121H109ZM214 119V120H213ZM231 119H233V118H231ZM61 120V119H60ZM93 120H95V121H93ZM112 120L114 121V123H115V126H113V122H112ZM132 121V122H130L129 123V121ZM158 120H163L162 119V117H161V119H158ZM168 120V119H167ZM163 121L162 122V124L163 125H161V123L159 124V126H161V128L162 127H164V123L166 122L167 124V126L166 127H164V129H165V131L169 128V125L171 124L170 122H168V121ZM227 120V119H226ZM234 120V119H233ZM10 121V122H9ZM12 121H14L15 123H16V121H18L16 124H17V126H15L16 124H14V122H12ZM26 121V122H25ZM32 121H34L35 122V127L33 126L34 125V122H32ZM66 121H67V123H69V124H67L66 123ZM84 123H83V122ZM89 121V122H90ZM100 121H101V123H100ZM102 121H104V122H102ZM125 121H128V123L131 125L133 122H134V124L132 125V126H134V128L132 127L131 129H129L130 127H128V126H130V125H128V123H127V128L129 129V130H126L127 128H125V124L126 123H124ZM12 122V124L16 127V128H14V126H13V129L15 130H12V131H14L13 133L11 132V130H10V127H11V125H9L8 123H11ZM49 122V123H48ZM61 122H63V124L61 123ZM81 122V123H80ZM88 122V123H89ZM94 122V123H93ZM110 122H112L111 123V125H108V124H110ZM161 122V121H160ZM20 123V124H19ZM33 123V124H32ZM50 123H52V124H54V125H52V124H50ZM78 123H80V124H78ZM88 123H87V125H88ZM97 123V124H96ZM119 123V124H120ZM147 123V124H146ZM237 123V124H236ZM56 124H60L59 126L61 127V129H62V126L64 127V129H60V127L59 126H57ZM100 124V125H99ZM104 124H103V126H104ZM118 124V125H119ZM142 124V125H141ZM146 124V125H145ZM229 126H228V125ZM9 125V130H7V126ZM18 125H19V128L20 129H17L18 128ZM28 125V126H27ZM49 125H51V126H49ZM62 125V126H61ZM70 126V128H67V127H65V126ZM149 125V126H148ZM21 126V127H20ZM79 126V127H78ZM84 126V127H83ZM89 126V125H88ZM104 126V127H105ZM111 126H112V128H111ZM158 126V127H159ZM210 126V127H209ZM233 126V127H232ZM7 127V128H6ZM25 127V128H24ZM34 127V128H33ZM78 127V129L80 130V131H83V132H78V130L76 129ZM81 127V128H80ZM87 127V128H86ZM103 127V129H105ZM124 127V129L126 130V132H125V130H124V132H123V129L122 128ZM27 128V129H26ZM48 128H49V130H48ZM53 128L55 129V130H57L56 132H59L58 133V135H57V133H55V131H54V133L53 134H56V136L57 137H59V136H61L62 138H57L55 135H51V133L53 132L52 130H53ZM66 128V129H65ZM72 128V129H71ZM82 128H85V129H83L82 130ZM89 128V129H88ZM95 128V127H94ZM243 129V131H242V129ZM12 129V128H11ZM26 129V130H25ZM31 129H33V130H31ZM36 129V130H35ZM50 129H52L51 131H50ZM58 129H59V131H58ZM75 129V130H74ZM120 129H122V131L120 130ZM132 129H134V130H132ZM149 129H150V132L148 133V131H149ZM164 129L162 128L161 130L162 131H164ZM242 132H238L239 130ZM35 130V131H34ZM61 130V131H60ZM64 130H66L65 132H64ZM70 130V132H67V131H69ZM113 130V129H112ZM120 130V131H119ZM130 130H132L133 132H130ZM233 130H234V128H233ZM38 131L40 132V133H38ZM84 131H85V134H84ZM147 131V132H146ZM63 134H61V133ZM67 132V133H66ZM73 133L72 135H71V137L69 136L70 135V133ZM77 132V133H76ZM110 132V133H109ZM112 132V133H111ZM120 132H123V133H120ZM79 133V135H78V137H77V134ZM105 133V134H104ZM108 133H109V135L112 137V135L111 134H113V136L115 137H113V139L110 137V140H109V137H107V138H105L104 136H108ZM114 133H115V135H114ZM69 134V135H68ZM88 134V135H87ZM96 134V135H95ZM103 134V135H102ZM107 134V135H106ZM209 134V135H208ZM7 135V136H6ZM14 135V136H13ZM49 135H51V136H49ZM68 135V136H67ZM95 136L94 137V139H98L99 140V143H100V145L102 144V142H104V141H100V139L101 138H105V139H108V141H110L111 142V144H110V142H105L104 144H102V146H97V144H99L98 142H97V144H96V142L94 141V139L92 140V138L93 137H89V136ZM13 136V137H12ZM81 136L83 137V139H85L86 140V136L88 137L87 139L88 140H90L91 141V143H92V141L93 142H95V144L96 145H94L93 143V145L91 144V146L93 147H95V148H97L96 149V151L98 152L99 151V154L98 153H96L94 150L92 151V150H90L89 152L87 151V152H85V153H82V154H75L76 152H75V150L76 149H74V148H76L77 146H78V144L79 143H81V142H83V140L81 139ZM130 136V137H129ZM6 137H8L7 139H4V138ZM46 137H52V138H55V139H51V138H49L50 140H54V141H51V142H53V146L51 145V147L49 148V149H52V150H54V147H56L55 149H57V146H58V148H59V146L61 147V145H62V143H64V144H69V146H68V148H72L73 149V152H72V149H71V155H68V152H69V150L67 149V150H65V152H61V153H56V154H58L57 156H56V154H53V152H52V154H51V151L49 150V149H47L46 147H48V143H50V140L49 141H47V138ZM67 137V139H65ZM85 137V138H84ZM98 137V138H97ZM101 137V138H100ZM72 138L73 139H75V140H73V142L74 141H76V138H77V140L79 139V141H76V144L77 145H75V142L73 143L72 142ZM100 138V139H99ZM131 140H133V142L134 143H132V141H131V144L129 143V141H130V139ZM135 138V139H134ZM4 139V140H3ZM9 139V140H8ZM59 141V142H57V140ZM63 140V141H60V140ZM69 139H71L70 141H68ZM103 139H101V140H103ZM129 139V140H128ZM245 139V140H244ZM5 140H7L6 142H7V145H5V146H3V144H4V141ZM81 140V141H80ZM84 140V141H85ZM98 140H96V141H98ZM113 140H114V142H113ZM124 140H126V141H124ZM136 140V141H135ZM244 140V141H243ZM1 141H3V142H1ZM12 141V143H10ZM13 141H14V143H13ZM66 143H65V142ZM228 141H230L229 143H230V145H229V143H228ZM242 141V142H241ZM60 142H62V143H60ZM68 142V143H67ZM125 142H127L128 144H130V145H127V143H125ZM240 142L242 143V144H240ZM114 143V144H113ZM116 143V144H115ZM119 143H122V145L121 144H119ZM125 143V144H124ZM228 143V145H229V147H231V146H233L232 148L234 149H232V151L234 152H232V151H229V152H231V153H233L234 154V156H232L234 159H239V164H240V162H241V165H240V167H239V164H235L234 163V166H233V164L231 163L232 162V160H233V158L231 159L230 158V156H231V154H228V147H227V149H226V144ZM9 144V145H8ZM11 144V145H10ZM52 144V143H51ZM57 144V146H55V145ZM59 144V145H58ZM61 144V145H60ZM73 144V145H72ZM105 144H109V146L108 147H106L107 145H105ZM113 144V145H112ZM118 144V145H117ZM112 145V146H111ZM115 145V146H114ZM125 145V146H124ZM142 145V146H141ZM239 145V146H238ZM6 146H8V147H6ZM50 146V145H49ZM104 146H105V148H104ZM116 146H118L117 148H116ZM120 146V147H119ZM122 146V147H121ZM126 146H128V147H126ZM12 147V148H11ZM14 147V148H13ZM74 147V148H73ZM94 147H93V149H94ZM100 147H102V148H100ZM110 147H111V149L112 150H114L113 149V147L115 148V150H114V152L116 151L117 153H118V155H117V153H112L111 152V154H113V156L109 153L110 151H112L111 149H110ZM123 147H125V148H127V149H129V150H133L132 151V155H135V154H133V153H136V155L133 157V156H131L130 158L128 157V156H130L129 154H131V153H129V154H127V152H129V150H127L126 151V149L125 150H123ZM6 148H8L9 150H7ZM10 148L11 149H14V150H10ZM103 148L105 149V150H103ZM106 148H109V149H106ZM122 148V149H121ZM60 150H64V149H62V148H59ZM58 149V150H59ZM101 151H100V150ZM117 149V150H116ZM230 149V148H229ZM46 150H49V151H47L46 152ZM60 150H59V152H60ZM102 150H103V152H102ZM121 150H123L124 152L126 151V155L127 156H122L123 155V151H121ZM3 151H5L6 152V156H3L2 155V152ZM11 151V152H10ZM12 151H13V153H12ZM54 151H56V150H54ZM77 151V150H76ZM104 151H105V153H107L106 155H104L105 153H104ZM121 151V152H120ZM226 151H227V154H225L226 153ZM4 152V153H5ZM8 152V153H7ZM11 154H13V157L11 156L10 157V153ZM93 152H95V153H93ZM55 153V152H54ZM73 153V154H72ZM86 153H88V154H86ZM103 153V154H102ZM235 153H236V155H238V157L236 158V155H235ZM59 154H60V156H59ZM63 154H65L64 156H62ZM86 154V155H85ZM89 154H91L90 155V157H89ZM95 154V155H94ZM102 154V155H101ZM110 154V156H112L113 157V160L111 161V160H109V161H107V162H110V163H107V162H105L107 159H109L108 157V155ZM115 154H116V156H119V157H116L117 159H115L114 158V156H115ZM125 154V153H124ZM232 154V155H233ZM69 157H68V156ZM72 155H73V157L74 158H76L77 157V155H78V157H77V160H82V158L84 157V159L87 157L88 158V162H89V160H92L93 158H94V160H92V162H97L98 160H99V158L101 159V162H98V164L97 163H92V164H94L95 166H89V165H91L90 163H87V164H89L88 165V167H90L91 168V170H90V168L88 169V167H87V164L85 163V162H87V160L84 162V160H83V162H84V164H83V166H82V168L83 169H80L81 167V165H77L76 163H75V161H77V160H74L73 159V157H72ZM76 157H75V156ZM93 155H94V157H93ZM98 155H99V157H98ZM224 155H226V158H227V155H230V156H228L229 158H230V163L229 164H231V165H229V166H231V167H233V169L235 168V169H237L236 171H233V169L230 167H228V164L226 163V161H224V163H223V157H224ZM3 156V157H2ZM9 156V157H8ZM51 156H54L55 158L53 159V157H51ZM67 156V157H66ZM82 156V157H81ZM97 158H96V157ZM102 156V157H101ZM5 157V158H4ZM6 157H8V158H12L13 160V162H11V160H10V162H11V165L9 166V164H10V162L6 165V166H3V161H4V165H5V160L4 159H6ZM81 157V158H80ZM93 157V158H92ZM126 157V158H125ZM51 158V159H50ZM60 158H62V159H60ZM66 158V159H65ZM90 158V159H89ZM64 159H65V161H67V162H65L64 161ZM69 159H70V161H69ZM105 159V160H104ZM127 159V160H126ZM228 159V158H227ZM226 159V160H227ZM242 159H243V157H242ZM2 160V161H1ZM60 160V161H59ZM62 160V161H61ZM97 160V161H96ZM118 160V161H117ZM128 160H130V161H128ZM135 160V161H134ZM224 160H225V158H224ZM237 160H233L234 162H236V163H238L237 162ZM63 161H64V164H63ZM100 161V160H99ZM121 163H120V162ZM122 161H123V163H124V161L125 162H127L128 163V165H127V163L125 164L124 163V165H122ZM135 163V165H134V163ZM103 162H105V163H107V165L105 164V166H103L104 164H102ZM112 162V163H111ZM114 162V163H113ZM69 164L70 166H72L71 164H73V166H75V167H77L78 168V173H77V175H76V177H74V175L72 176V177H74V178H71V176H70V178H69V176L66 178V176H65V183L63 182L62 183V180H63V177L64 176H62V175H60V173L61 172H59V171H61V168H63V166H66V164ZM226 163V164H225ZM1 164H2V166H1ZM57 164V166H56V168L57 167H59V166H61V164H63L62 165V167L59 169L58 168V170L57 169H55V167H54V165H56ZM58 164H60L59 166H58ZM96 164L99 166L100 165V167H101V169H102V171L105 169L106 170V168L105 167H107L108 165L111 167L113 164H117L116 166L115 165H113L112 167L115 169V167L117 168L116 169V174H113V173H115L114 172V169H111L110 170V168H109V166L107 167V169L108 170H110V171H108V170H104L103 172H105L104 174H102V172H101V175H100V171H101V169H99L100 167H98V169H97V166H96ZM112 164V165H111ZM133 164V165H132ZM138 164H140V165H138V167H140L141 166V164L142 163H138ZM86 165V166H85ZM118 165H120V166H118ZM122 165V166H121ZM226 166V168H225V166ZM236 165H238V166H236ZM54 167L53 169H55V170H57V175L56 174H54V170L51 168V167ZM72 166V167H73ZM134 166H135V168H134ZM236 166V167H235ZM4 167V168H3ZM86 167V169H87V171L88 170H90V171H86L84 168ZM94 167V168H93ZM111 167V168H112ZM118 167H120L121 168V170H120V168H118ZM128 167V168H127ZM131 167H133V168H131ZM233 172V176H234V172H235V177H237L238 175V177H237V179L234 177V178H231L230 179V181L228 182V183H226L227 182V180H229V179H227L228 178V175H230V170L228 169V168ZM239 167V168H238ZM53 170H51V169ZM97 169V171L98 172H93L94 170L96 171V169ZM225 168V169H224ZM242 168V167H241ZM241 168L239 169L240 171H241ZM80 169V170H79ZM94 169V170H93ZM132 169H135V171H133ZM151 169V168H150ZM150 169H147V170H149L148 172H152V175H153V173H154V171H153V169H152V171L150 170ZM206 169V170H205ZM227 169V171H229V173L227 174V173H225V170ZM48 170V171H47ZM50 170L53 172V174L52 173H50ZM82 170H85L86 171V173H85V171H83L82 172ZM113 170V171H112ZM118 170H120V171H118ZM131 170V171H130ZM147 170H144V172L145 171H147ZM224 170V171H223ZM64 171V170H63ZM91 171L93 172V173H96L95 175L93 174V173H91ZM205 171V172H204ZM239 171V172H240ZM52 174V176L49 174ZM59 172V173H58ZM125 172H126V174H125ZM226 174H224V173ZM48 173V174H47ZM56 173V172H55ZM88 173H89V175L90 176H88ZM91 173V174H90ZM97 173H99V174H97ZM204 173V174H203ZM207 173H208V175H209V177H208V175H207ZM58 174L60 175V176H62V178L60 177H58L59 179H61V183L60 182H58V181H60L58 178L56 179V178H54L53 176L55 175V177L56 176H58ZM62 174L64 175V173L62 172ZM87 175V177H85L86 175ZM105 174H107V175H109L108 177H106L105 176ZM111 174H113V175H111ZM131 174V175H132ZM203 174V175H202ZM51 176V178H54V179H52L51 180V178L49 179V177ZM94 175V176H93ZM98 175V176H97ZM99 175H100V178H99ZM112 177H111V176ZM117 175H116V178H118L117 177ZM202 175V176H201ZM49 176V177H48ZM80 176V177H79ZM93 176V177H92ZM97 178H99L100 179V181L101 180H103V178L105 179V177L107 178V180L108 179H110L111 180V182L108 180V182L107 181H105V180H103L102 182H101V184L102 185H104L106 188L108 187V189H109V187H110V189L112 188V192L114 191H116L115 193H114V196H113V193L111 192V191H104V193H101V194H96V193H94L95 191H96V189H98L99 190V188L101 187L102 189H106L104 186H102L101 184H98L97 186H95L96 185V183L98 182V180L99 179H97ZM103 176V177H102ZM123 176L121 175V177L123 178ZM124 176V178H126V177H128V176H126L125 177ZM200 176H201V178H200ZM205 176V177H204ZM223 176H226L227 178H225V177H223ZM89 177V178H88ZM90 177H92L93 178V181H95V182H92V181H89V179H90ZM136 177V176H135ZM230 177H232V173H231V176H229V178ZM85 178H88L87 180H85ZM112 178V179H111ZM115 178V177H114ZM134 178V177H133ZM200 178V179H199ZM222 178L224 179V180H222ZM55 179H56V181H55ZM69 180L68 182L69 183H67L66 181L67 180ZM97 181H96V180ZM227 179V180H226ZM232 179H236V182L234 181V180H232ZM52 181V182H55V184H53L52 183V185L49 187L46 183H48L49 181ZM54 180V181H53ZM71 180H73V181H71ZM76 180V181H75ZM87 181L86 182V184H84L85 182L84 181ZM113 180V181H112ZM135 180H137V179H135ZM222 180V182H224V183H226V184H224V183H222L223 185H221V184H219V182ZM232 180V181H231ZM50 181V182H51ZM80 181V182H79ZM88 181L91 183L92 182V184H93V186H95V187H98L99 185H100V187H98V188H91L90 189V187H92L91 186V184L89 185V184H87L88 183ZM99 181V182H100ZM133 181H134V179H133ZM213 181H216V182H218V183H216V182H213ZM226 181V182H225ZM74 182H76V184H77V182H78V186H79V184L81 183V182H84V183H82V184H84L83 186H85V185H89V186H86V187H83V186H81L80 185V188L78 187V186H75L76 184H73ZM98 182V183H99ZM105 182V183H104ZM113 182H114V185L116 186V188H115V186H114V188H113V186H112V184H113ZM115 182H118V183H115ZM119 182H120V184H119ZM233 182V183H232ZM60 185H59V184ZM67 183V184H66ZM107 183H108V185H109V183H110V185L108 186L107 185ZM126 183H127V181H126ZM213 183H214V186H213ZM237 184V185H235V184ZM49 184V183H48ZM51 184V183H50ZM63 184H65V187L67 186V185H69V186H67V188H68V194L67 193H65V192H67V188H65L64 187V185ZM74 186H73V185ZM106 184V185H105ZM219 185V187H220V185L222 186V188H223V186L225 187V188H221V190H220V192H217L216 190H217V187L215 186V185ZM118 185V186H117ZM57 186V187H56ZM58 186H60V187H58ZM63 188H62V187ZM121 186H123L122 188H121ZM129 186V185H128ZM212 186V187H211ZM71 187H72V189H71ZM77 187V188H76ZM88 187V188H87ZM118 187H119V189H118ZM206 187H204V188H206ZM209 187V188H208ZM215 187V188H214ZM236 187V188H235ZM60 190L61 188V190L60 191H57L58 189ZM73 188L75 189L76 188V190H73ZM82 188H87V189H83V190H85V194H86V192H89L88 194L90 195L92 192L95 194V195H97L96 197L98 198H100L99 200H100V203L102 202V201H106V199H107V201L108 200H110V199H113V200H115V202H120V204H118V203H116L117 204V206L113 203V205L117 208L118 206H120L118 209H119V211L121 210V213L117 210V209H115L114 208V206L111 204L112 203V201L113 200H110L111 201V203H109V201L107 202H105V203H103L104 205L105 204H108V206L106 205L105 207L103 206V207H101V204L98 202V199H96L95 198V195H93V196H89V195H87L86 197H85V195H84V191H82ZM100 188V189H101ZM121 188V189H120ZM126 188V190H124ZM135 188H136V190H135ZM230 188V189H229ZM232 188V189H231ZM57 189V190H56ZM81 190L82 191V196H79L78 194L76 195V193H77V191L78 190ZM131 189V190H130ZM70 190V191H69ZM91 190H93L92 192H91ZM97 190V191H98ZM215 190V191H214ZM57 191V192H56ZM120 191V192H119ZM121 191H123V192H121ZM124 191L126 192V193H124ZM130 191H132L131 193H130ZM218 191H219V189H218ZM73 193L74 192V194H71V193ZM91 192V193H90ZM105 192H106V194H105ZM118 192H119V194H118ZM195 192V193H194ZM214 192V193H213ZM119 195H117V194ZM127 193H130V195L128 194L127 195ZM198 193H199V195H198ZM215 193H217V196H216V194ZM221 194L220 196H219V194ZM65 196H64V195ZM107 194H110V195H112V197H114V198H112L111 196H108ZM124 194H126V195H124ZM149 194V193H148ZM215 194V195H214ZM67 195V196H66ZM72 195V196H71ZM98 195H100V196H98ZM106 196V198H105V196ZM117 195V196H116ZM213 195V196H212ZM68 196H70L69 198H68ZM74 196V198H71V197H73ZM78 198V201H79V199H80V201H79V203H77V199H76V197ZM103 196V197H102ZM127 196V197H126ZM131 196V197H130ZM210 196H212V198L215 200L216 199V197L217 198H219V199H216V200H218L217 202H216V200L214 201V200H212V198H210L209 199V197ZM214 196H216L215 198H214ZM57 197V199L58 200H56L55 198ZM63 197V198H62ZM81 197V198H80ZM85 197V198H84ZM95 198L92 202L90 201V202H88L89 201V199L90 198ZM118 197V198H117ZM63 199V200H61V199ZM66 198H68V199H66ZM88 198V199H87ZM103 198H104V200H103ZM117 199V201H116V199ZM119 198H121L120 200H119ZM127 198H129V199H127ZM132 198V199H131ZM66 201H65V200ZM70 199V200H69ZM81 199H83V200H81ZM86 199V200H85ZM221 199H222V197H221ZM54 200H56V202L57 203H60V201H61V203L60 204H58V205H60L61 207H63V209L66 207L67 208V212H66V210H64V212L67 214L69 211V217L68 216H66L65 215V213L64 212H62V214L60 213V211L59 210H63V209H60L61 207H59L58 205H56L55 203H52V201L53 202H55ZM60 200V201H59ZM85 200V201H84ZM119 200V201H118ZM135 200V201H134ZM212 200V201H211ZM220 200V201H219ZM59 201V202H58ZM63 201H65L66 203H67V205H66V203L64 202V205H65V207H64V205H63ZM70 201H72L71 203H72V205L73 204H75L74 206H76V207H73V206H71L69 203H70ZM75 201V202H74ZM97 201V202H96ZM134 201V202H133ZM216 202V204L218 203V207H216V204L214 203V202ZM86 202L88 203V204H86ZM94 202V204H97V205H99L100 204V207L98 208V209H96L97 211H99V212H97L96 210H95V208L97 207V206H95V205H93L92 203ZM164 202H165V198H160V200H159V204H158V209H159V207L160 206H162L163 204H164ZM49 203H51V204H49ZM77 203V204H76ZM132 203H134V204H132ZM51 206V207H49V205ZM54 206H53V205ZM63 206H62V205ZM70 205V208L72 207L73 208V210H72V212H71V210H70V208H69V205ZM82 204V205H81ZM102 204V205H103ZM112 206H111V205ZM213 204V205H212ZM58 206V209H51L52 207L53 208H56V206ZM87 205V209L89 208V211H91L90 209L92 208V211H91V213L92 214H95V212H96V214L98 213H100L101 215H98V217L97 216H94L95 218H94V220L92 221V222H90L92 225L94 224V226H93V228L91 229V227H92V225L91 226H87V225H89V224H87V225H85V224H82V223H84V222H82L83 220H85V219H83V217H85V213H87L88 212V210L85 208V206ZM88 205H90L89 207H88ZM130 205H131V207H130ZM160 205V206H159ZM215 205V206H214ZM93 206V207H92ZM95 206V207H94ZM50 209H49V208ZM91 207V208H90ZM111 208L112 207V209L114 208V210H108L109 208ZM124 207V208H123ZM217 209H216V208ZM76 208V209H75ZM83 208H85V209H83ZM181 208V209H180ZM51 210V211H49V210ZM79 209V210H78ZM93 209H94V211L95 212H93ZM102 209V211L105 209V212H103V213H106V210H108L109 212H111V213H109L110 215H112L113 216V220L111 219V217L112 216H110V215H108V211H107V215L105 214V216H102V213H101V211L100 210ZM132 209V210H131ZM46 210V211H45ZM48 210V211H47ZM55 212L56 210L58 211H56V214L58 213V215H56V216H58V217H56V216H54V215H51L52 213H54L53 211ZM76 210H78L79 211V213H76L77 214V216H75L74 215V211H76ZM115 210H116V212H118V215H117V213H115ZM132 212H131V211ZM188 210V211H187ZM189 210H191L190 212H189ZM36 211V212H35ZM38 211V212H37ZM114 211V212H113ZM126 213V217H127V213H129V211L131 212L130 214H131V216H130V214H128V216L129 217H127L126 219L124 218V220H125V222H121L120 220L122 219L121 218V216H125V214H124V212ZM169 211V210H168ZM184 211V212H183ZM222 211V212H221ZM42 212V213H41ZM43 212H45V213H43ZM48 212H52L51 214L49 213V215L47 214ZM77 212V211H76ZM181 212H183L182 214H181ZM193 212H194V214H193ZM61 215H63V213H64V215L61 217V216H59L60 214ZM82 213H84V216L82 215ZM134 213V214H133ZM218 213V214H217ZM55 214V213H54ZM67 214V215H68ZM88 214V213H87ZM86 214V217H88L89 218V214H90V212H89V214L87 215ZM95 214V215H96ZM116 214V215H115ZM119 214H121V215H119ZM124 214V215H123ZM133 214V215H132ZM180 214V215H179ZM193 214V215H192ZM214 215V214H217V215H215L216 217H218V219L217 218H215V216H211V215ZM33 215H34V217H33ZM36 215V216H35ZM46 215V216H45ZM91 215V214H90ZM104 215V214H103ZM174 215H176V218H177V220H179V221H177V220H175L176 218H175V216ZM178 215V216H177ZM196 216V219H194L195 218V216ZM206 215H209V216H206ZM38 216V217H37ZM51 216H54V217H52V219L51 220H53V221H51V220H49L50 218H47V217H51ZM74 217V219L73 218H71V217ZM110 218H109V217ZM118 218H117V217ZM172 216H174V218L172 217ZM219 216H220V218H219ZM228 216V217H227ZM59 217H61V218H59ZM63 217H66V222H67V219L70 221H68V224L66 223V222H64L65 220H64V218ZM82 217V218H81ZM106 217V218H105ZM137 217V218H136ZM179 217V218H178ZM206 217V218H205ZM209 218V220H210V222H208V223H210V224H208V223H206V221H208V220H206V219H208ZM211 217V218H210ZM227 217V218H226ZM35 218H36V221H35ZM47 218V219H46ZM63 218V219H62ZM98 218V219H97ZM99 218H100V220H99ZM107 219V220H104V219ZM114 218H116V219H114ZM120 218V220L118 221V219ZM215 218V219H214ZM224 218V219H223ZM61 219V220H60ZM79 219H81L80 221H79ZM83 219V220H82ZM93 219V218H92ZM104 220V221H102V220ZM111 219V220H110ZM159 219L161 220V221H159ZM226 219V220H225ZM229 219V220H228ZM238 219H240V217H238ZM237 219V220H238ZM247 219V218H246ZM246 219H244L245 221H246ZM33 220V221H32ZM38 220H39V223H37L38 222ZM47 220H49V221H47ZM64 220V221H63ZM75 220V221H74ZM77 220H78V222H77ZM99 221V225L103 222V224H101V228H100V226L98 225V222H94V221ZM115 220V221H114ZM206 220V221H205ZM224 222H222V221ZM226 222H225V221ZM228 220V221H227ZM244 220L242 219V220H239L240 222H242V223H240V224H243L244 225V227H245V224H247L248 223V219H247V221L245 222V223H243L244 222ZM110 221V222H109ZM122 221H123V219H122ZM175 221V222H174ZM183 221V222H182ZM191 221V222H190ZM34 222L35 223H37V224H34ZM46 222H49V227H46V226H48V223H46ZM59 222H60V224H59ZM77 222V223H76ZM82 222V223H81ZM87 222V221H86ZM107 222V223H106ZM118 222H121V224L120 223H118V224H120V226L124 223L125 225L123 226H121L120 228L119 227H116V228H119V229H117L116 230V228H115V225L116 226H118L117 225V223ZM172 222L173 223H175L174 225L172 224ZM182 222V223H181ZM220 222H222V225H221V223ZM66 223V224H65ZM77 224V226H76V224ZM97 223V224H96ZM105 223V224H104ZM132 223V224H131ZM158 223V224H157ZM167 223V224H166ZM184 223H185V225H184ZM189 223H191L190 225L191 226H189ZM228 223V224H227ZM47 224V225H46ZM72 224H74V225H71ZM83 226H85V230H84V226L82 227L81 225ZM165 224H166V226H165ZM186 224H188V225H186ZM194 224V225H193ZM217 224V225H216ZM218 224H219V226H218ZM225 225V227H223L224 225ZM249 224V223H248ZM35 225H36V227H35ZM69 225H70V227H69ZM80 225V226H79ZM103 225V226H102ZM163 225H164V227L166 228V229H162L163 230V235L162 236H160L161 235V228H163ZM175 225H177V226H175ZM226 225H227V229H226ZM50 226H52V227H50ZM79 226V227H78ZM181 226V227H180ZM220 226H222L225 230H226V233H225V230L223 229V228H220ZM247 226V225H246ZM69 227V228H68ZM74 227H76V231H75V228ZM98 227V228H97ZM105 227V228H106ZM129 227V228H128ZM179 227V228H178ZM183 227V228H184ZM185 227V228H186ZM209 227V228H208ZM214 227H216V228H214ZM218 227L220 228V230H222V231H220L219 232V229H218ZM248 227V228H247ZM247 227H245L244 228V230H242V231H244V232H248L249 230H250V226H247ZM50 228V230H52V231H50V230H47V229H49ZM79 228H81L82 230H80ZM95 228H97V229H99V230H97V229H95ZM106 228V229H107ZM128 228V229H127ZM160 228V229H159ZM172 228V229H171ZM212 228V229H211ZM247 228V229H246ZM72 229V230H71ZM88 229V230H87ZM102 229V230H101ZM105 229V230H106ZM169 229V230H168ZM209 230V231H211L212 232V234L213 233H215L216 232V229H218L217 231L219 232V234H220V237L218 236L219 234L216 232L215 234H211L209 231H207V230ZM215 231H214V230ZM65 230V231H64ZM66 230H68V231H66ZM77 230H79L78 232H77ZM92 230H93V232H92ZM159 230V231H158ZM165 230V231H164ZM214 232H213V231ZM224 230V231H223ZM246 230V231H245ZM47 231V232H46ZM50 233H49V232ZM60 231H62V232H60ZM83 231V232H82ZM95 231V232H94ZM111 231V232H112ZM127 231V232H126ZM153 231V230H152ZM168 231V232H167ZM171 231L173 232V235H172V233H171ZM227 231L229 232V233H227ZM63 232H64V234H63ZM80 232H82V233H86V234H84V235H82ZM159 232V233H158ZM165 232V233H164ZM170 232V234H168ZM210 234H209V233ZM56 233V234H55ZM78 233V234H77ZM91 233H89L88 232V234H90L89 236H93V234H91ZM99 233V232H98ZM114 233V232H113ZM157 233V234H156ZM208 233V234H207ZM224 233V237H223V234ZM49 234V235H48ZM60 235V238L58 237L59 235ZM71 234V235H70ZM81 234V235H80ZM127 234H128V236H127ZM165 234H166V236H165ZM168 234V235H167ZM200 234H201V237H200ZM217 234V235H216ZM227 236H229V234L231 235L232 234V238H230V236L229 237H225L226 235ZM56 236V235H58L56 238H58V240L54 237V236ZM78 235L80 236V237H78ZM117 235V236H116ZM159 235V236H158ZM199 237V239L197 240H195V238H197V236ZM214 235H216V236H218V237H215ZM222 235V236H221ZM51 236H52V238H51ZM72 236H73V238L75 237V241L74 240H72L73 238H72ZM82 236V237H81ZM111 238H110V237ZM141 236H143V235H141ZM164 236V237H163ZM167 236H169V237H167ZM171 236H173V238H171ZM206 236V237H205ZM235 236V235H234ZM50 239H49V238ZM78 239H77V238ZM85 237H86V239H85ZM119 238V240L121 239V241H119L118 240V238ZM132 237V239H130ZM163 237V238H162ZM166 237V238H165ZM194 237V238H193ZM203 237H204V239H203ZM209 237V238H208ZM211 237V238H210ZM63 238H65V239H63ZM80 238V239H79ZM107 238V239H106ZM109 238H110V241L114 238V240H112L111 242L112 243H110V241H109ZM115 238H116V240H118V241H116L115 240ZM148 238V239H147ZM152 238H151V240L150 241H152ZM168 238H170V239H168ZM214 238V239H213ZM222 238H226L225 240L223 239L222 240ZM56 239V240H55ZM67 239H69L68 241H67ZM103 239V240H102ZM130 239V240H129ZM140 239H142V237L140 238ZM202 239H203V242H202ZM207 239V240H206ZM209 239V240H208ZM212 239V240H211ZM232 241H231V240ZM49 240H51L52 242H48ZM53 240H55V241H53ZM60 240H61V242H60ZM63 240V241H62ZM77 240H78V242H77ZM80 240V241H79ZM109 242V243H107V241ZM125 240V241H124ZM128 242H127V241ZM163 240H165V241H163ZM169 240H171V241H168ZM206 240V241H205ZM230 240V241H229ZM57 241H59L60 242V245H59V242L57 243ZM64 241H66V242H64ZM74 241V242H73ZM84 241V242H83ZM104 241H106V242H104ZM123 241V242H122ZM132 242L133 241V244L135 245H133V244H131L130 242ZM210 241V242H209ZM212 241V242H213ZM46 242H48V243H46ZM55 242V243H54ZM63 242V243H62ZM76 242V243H75ZM101 242H104V243H101ZM114 242V243H113ZM117 242V243H116ZM128 243V245H130V247H131V245H133L131 248L132 249H134V252H135V249H136V252H137V250H138V252L140 253V256H141V254H142V256L140 257V256H136V255H138V254H136L135 255V253L133 254L132 253V251L131 252H129V249L126 247H124L123 248V245H126L127 243ZM163 242H164V244H163ZM173 242H175V241H173ZM207 242V243H206ZM51 243L53 244V245H51ZM66 243H69V244H67L66 245V247H64L65 246V244ZM107 243V244H106ZM124 243V244H123ZM140 243V242H139ZM156 243H158L159 244V246H158V244H156ZM167 243H169V244H167ZM205 243V244H204ZM221 243V244H220ZM227 243V244H226ZM229 243V244H228ZM230 243H231V245H230ZM48 244H50L49 246H48ZM57 244V245H56ZM79 246H78V245ZM103 244V248H106V246H111V248H110V250L108 249V247H107V249L108 250H104L103 248H102V245ZM119 244V245H118ZM122 244V245H121ZM156 244V245H155ZM165 244H167V245H165ZM220 244V245H219ZM223 244V245H222ZM56 245V246H55ZM64 245V246H63ZM106 245V246H105ZM118 245V247H116ZM127 245V246H128ZM150 245L151 246H153V249H152V247H150ZM154 245L155 246H157L158 248L160 247L161 249L159 250L157 247L155 248L154 247ZM164 245H165V247H164ZM225 245V246H224ZM230 245V246H229ZM60 246H61V250L59 251V249H60ZM73 246H74V248L77 246V247H79V249L77 248V249H75L74 250V248H73ZM113 246H115L117 249H120V246H122L121 248L123 249V252L121 253L120 251H121V249L120 250H117L115 247H113ZM170 246V247H169ZM222 246H224V247H222ZM56 247H59V248H57L56 249ZM63 247V248H62ZM102 248V251H101V249H99V248ZM129 247V246H128ZM172 247V248H171ZM226 247V249L224 250L223 248H225ZM227 247H228V249H227ZM66 248V249H65ZM67 248H68V252H65L66 250H67ZM162 248H163V250H162ZM168 248H170V249H168ZM94 249V250H93ZM114 249V250H116V252H114V254H113V251L112 250ZM125 249H127V251H128V255L126 256V254H125V252H124V250ZM145 249L147 250V251H145ZM150 249H152V250H150ZM165 249V250H164ZM167 249V250H166ZM206 250V251H209L210 249H208V248H203L202 249V251L203 250ZM229 249H231V251H229ZM70 250H71V252H70ZM96 250H100L99 251V253H97L96 255H97V257L99 258V262H97V261H95V260H97L96 259V257H94V255H95V253H93L94 255L92 256V258L94 257V259H92L91 258V253H92V251L94 252V251H96ZM104 250V251H103ZM156 250H157V252H159L160 253V251L162 250V253L163 252H166V253H163V255H162V253H161V255L159 254V256H158V253L156 252ZM204 250V251H205ZM75 251V252H74ZM79 251H81V250H79ZM106 251H108L107 253H105ZM111 251V252H110ZM117 251H118V253H117ZM141 251V252H140ZM149 251V252H148ZM151 251V252H150ZM154 251V252H153ZM222 251V252H223ZM225 251V252H226ZM65 252V253H64ZM70 252V253H69ZM72 252L73 253H75V254H72ZM64 253V254H63ZM69 255H68V254ZM81 253H84V252H82L81 251ZM103 253H105V254H103ZM111 254V255H109V254ZM120 253L121 254H123V255H121L120 256ZM131 253L133 254V255H131ZM152 253V254H151ZM153 253L154 254H156L157 256H158V258H157V256L156 255H153ZM168 253V255H164V254H167ZM101 254H103V255H101ZM108 254V255H107ZM116 254V255H115ZM145 254V255H144ZM58 255H61V256H58ZM63 255V256H62ZM74 255V256H73ZM101 255V256H100ZM129 255H131L132 257L134 256V259L132 258V257H130L129 258ZM149 255H151V256H149ZM155 257V258H157V259H159L160 261H162V262H160L159 260H158V263H157V261L155 260V258L153 257V256ZM61 257L59 260H57L58 259V257ZM65 256V257H64ZM67 256L69 257V258H67ZM100 256V257H99ZM113 256L115 257V258H113ZM120 256V257H119ZM135 256L137 257V258H135ZM166 256H168V257H166ZM57 257V262H56V260H54V258H56ZM64 257V258H63ZM71 257V258H70ZM76 257V258H75ZM80 257V258H79ZM108 257V258H107ZM109 257H110V259H109ZM118 257V258H117ZM151 257H153V258H151ZM159 257H161V258H159ZM166 257V258H165ZM73 258V259H72ZM79 258V259H78ZM105 258V259H104ZM117 258V259H116ZM120 258H122V259H120ZM126 258H129V259H127L126 260ZM132 258V259H131ZM138 258H139V261H138ZM140 258H141V261H140ZM147 258H148V260H147ZM151 258V259H150ZM78 261H77V260ZM90 259H92V260H94L95 262L93 263H91L90 261H92V260H90ZM115 259V260H114ZM120 259V260H119ZM163 259V260H162ZM170 259H171V257H170ZM61 260H63V262L61 261ZM70 260H72L73 261V263H72V261L70 262ZM76 260V261H75ZM90 260V261H89ZM107 260V261H106ZM150 260V261H149ZM58 261H59V263H58ZM67 261H69V262H67ZM105 261V262H104ZM112 261V262H111ZM114 261V262H113ZM123 261V262H124ZM127 261V262H126ZM134 261V262H135ZM149 261V262H148ZM155 261V263H153ZM56 262V263H55ZM78 262V263H77ZM83 262H85V263H83ZM140 262V263H139ZM142 262V263H141ZM100 263V264H101ZM105 263V264H106ZM136 263V262H135ZM134 263V264H135ZM131 264H133V262H131ZM171 264H174V262L173 263H171Z\"/></svg>",
    "mask_w": 264,
    "mask_h": 264
}]
</instances>
